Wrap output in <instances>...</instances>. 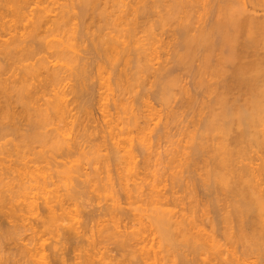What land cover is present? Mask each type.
Masks as SVG:
<instances>
[{"label":"rangeland","instance_id":"rangeland-1","mask_svg":"<svg viewBox=\"0 0 264 264\" xmlns=\"http://www.w3.org/2000/svg\"><path fill=\"white\" fill-rule=\"evenodd\" d=\"M44 1V0H43ZM42 1V3L41 4H39V6H44V10H46V9H48L47 10V13L46 14H49L48 16L50 17V18H52V16L56 13V14H58V11H60L61 9H67L68 7H69V9H68V11H66L68 14H66V17H68V18H66V20H67V22H68V24H69V28L70 29H68L69 31V33H70V35L72 34V29H74L73 30V37H74V39L73 40H71V39H69V37H72V36H70L69 35V33L67 32V30H66V33H64V31H65V29L64 28H66L65 26H66V24H67V22H66V24H65V22H64V27H63V25H61L60 24V26L61 27H63L62 29H60V27H58V29H60L59 31H57V29H56V27H55V25L53 26V23H51L52 25H50V21H47L46 22V26H44V27H46V28H44V27H42L41 26V28L42 29H48V28H50V27H48V26H53V28L55 27V31H53V32H50V31H52L53 30V28H51V29H49V31L47 30H43V31H41L42 32V34L40 33V31H39V35H38V37H35V39L34 40H38V41H42V43H44L45 44V39H47V40H49L50 39V36H51V39L52 38H59V37H62L61 38V42L63 43L64 41H65V39H64V41H63V38L65 37L66 38V36L68 35L69 37H68V39H69V41H68V39L66 40V43H67V46H65V49H66V47L68 48L69 47V45H71V44H69L71 41H74V40H76V42L74 43H72V48L74 47V50L76 51V52H74V55H75V57L77 56L78 58H76L74 61H75V63L73 62V67L71 66V65H68V63L70 62H68L67 63V68H66V70H64L65 68H63L62 67V65H60L62 68H63V70H62V68L60 69V72H61V74L62 73H64V74H62V76H61V74H60V79H61V77H62V79L65 81V79H66V81L64 82L63 80H61L60 81V79H59V84H58V88H57V90H59L58 91V93L60 92V90L62 89L63 91V93L66 95V97H65V95H64V97L67 99V104H68V106H67V109L68 110H70V111H67V112H70L71 114H69V113H67L66 114V116L63 118V119H65V120H63L64 122H62V120L59 122L58 120H57V118L52 114L53 113V111H49L50 113H48V114H50V116H48V118L47 119H45L46 121L45 122H42V121H40L39 123L40 124H38L37 122H38V118L39 117H43V116H37V117H35V122H36V124H37V126L36 127H30L28 124H25L26 123V120H25V118H23L22 119V117L23 116H21L20 114V116L19 115H15L16 117V119L17 118H19L20 117V119H18V120H16L15 118V120L14 119H12V118H10V120L11 121H14L15 122V125L17 124L18 125V127H20L17 131H16V128L14 129V128H12V130H11V127H10V125L12 124V122L11 121H8L7 119H6V123H3L4 125L2 126V127H4L3 129H2V127H0L1 129H0V160L1 161H3V162H1L0 161V172L3 174V177H2V174L0 175L1 176V178H3V180H1L0 179V181H5V182H7L8 184H7V186L6 187H4V188H6V190L3 188V193H4V195H3V197H0V220H1V222H0V263L1 264H18V263H20L21 264V262L23 263L24 262V260L26 259V258H23V259H21L20 258V256H16V255H18V253L16 254L15 253V250L17 251V249L16 248H18V246L20 245V244H22L23 242L24 243H30V241H31V244H32V239L34 238V237H36V235H37V237L36 238H34V240L36 241V242H34L36 245H40V247L42 248V251H43V257H42V260L44 261V260H47L48 261V263H47V261H46V264H56L57 262L56 261H58V262H62V264H96V263H98V264H101V261L102 260H104V262L102 261V263L104 264V263H106V264H114V262H116L115 264H117L118 262V264H120V263H123V264H138L139 263V261L140 260H138L139 259V256L137 255L138 254V251H136L135 249L137 248V246H139V247H143V245L145 246V248H150V250H151V252L152 253H154L153 255H155L154 256V258L156 257V259H155V261H158L156 264H183L182 262H185L186 260V263H188L189 261V263L188 264H209L210 263V261L213 263V264H264V250L262 249V248H264V235H263V233H264V210H262L260 213L259 212H257V211H255V209L253 208V210H254V212H252V213H250L251 211L249 210V212H247V214L248 215H250V217L247 215V217H246V214H244L245 216L243 217L242 216V221L240 222V221H238L237 220V218H234L235 217V215L233 214V212L231 211V204H232V202H233V204H236L237 202H235V201H238V196L236 195V193H235V195H234V191L233 190H231L230 188H231V186L232 187H234L235 185H236V187H240L242 184H248V185H250V182H251V184L254 186L253 188H254V190H255V188H256V185H257V183L256 182H258L259 183V185H258V187H259V189H261V191H257L256 193L258 194V195H260V193H261V195H260V197L262 198V200L264 199L263 198V196H264V179H262V178H264V175L262 176V174L260 173V176H258L259 175V173H257V176H255L256 178V180L254 179V177L253 176H248V178H247V176H246V178H245V176H242V180L243 181H239V177H237V176H230L231 178H229V174H227V176H228V178H226V181L227 180H229L230 181V183L228 184V186H230V187H228V188H226L227 190H225V185H224V187H223V185L222 184H220L219 182L217 183H215V185H214V183H212L213 182V180H214V182H215V178L212 176V167H215V166H217V164L215 165V166H213L212 165V163L211 162H214V159H216L217 161H219L218 159L219 158H216L217 157V155H216V157H214L215 156V153L214 152H216V150L214 149L215 148V146H218V144L219 143H221L222 144V140L223 139H225L226 140V142H228L229 143V148H231L232 150H231V154L233 155H235L236 153L235 152H238V154H236L234 157H236V161L238 162H236L235 161V158H234V160H231L233 163H232V165H230V166H232V168L231 167H228V166H226L227 168L226 169H233L234 171H236L237 169V171H243V167H247L248 169H251V170H253V172L254 173H256L257 171H260V169L261 168H263L262 166H260V165H262L263 163H264V131H263V129H264V119H262V118H264V116L260 119L261 121H263V122H260V124L258 125V122H256L257 123V127H255L256 125H252L251 127H250V125L248 124V123H245V122H241L240 121V123H238L237 121L235 122L234 121V118H235V120H236V116H234V115H237L236 113H241L242 112V110H241V112L240 111H238V112H236L237 111V109H240L241 107H242V109H243V102H245L246 101V97L248 96V94H246V92H247V90H246V92L244 91V90H240V88H237V87H239V86H236L235 84V86L233 85H231L232 87H230V89L228 90L227 89V91H225V90H219L218 89V87L220 86V83H222V82H220V78H218V79H215L214 77H213V79H212V77L211 76H209V74H208V72H207V69L205 70L206 72H204V73H206L208 76H206V74H204L203 72V75H202V73L201 72H199V69H197V68H200L199 67V65H201V63H202V54H204L203 52H202V48H198L197 50H196V52H195V50H193L194 51V54H193V52H192V54H193V56H187V57H185V58H183L181 61H179L178 59H177V57L175 56V54L176 53H179V51L181 52H183V49H181L180 48V38H181V28H180V26L181 25H184V24H187V28H186V31L187 32H189V33H187V35L189 34H192L191 32H197L198 30H199V28L200 27H202V28H200V29H203V28H206V27H208V26H210V24L212 23V21L214 20V18H216V16H217V14H218V11L221 9H223V8H221V7H223V5H225V6H227L226 4H228L229 5V0L227 1H225L224 0V2H223V0L221 1V0H219V2H218V0H191V1H189V0H185L187 3L186 4H184V6L185 7H181V6H179V8H178V12L176 11V10H174L175 11V13L173 12V14L171 13L170 15H169V8L171 7V5H172V0H169V2H168V0L167 1H165V0H156V1H154V0H144V3H143V7H140L138 10L139 11H136V14H135V18H140V21H139V19L137 18L136 19V21H137V24L136 25H138L136 28L138 29H134L135 30V32H134V30L133 31H131L132 33H133V37H132V40H131V44L132 45H130L129 46V48L130 47H132V50H130V53L127 55V57H124V56H126L125 54H126V50H123V51H125V53L122 51H120V53H119V51L118 52H116L115 53V55L117 56H113L114 55V51H113V55L110 53V52H112V50L110 51V52H108L107 50L105 51V49H102L103 48V46L101 45V40L104 38H107V36L106 35H104V34H113V33H116L117 32V34L120 32H122V34L124 33L122 30H119V28H120V26L121 25H119V23H118V27L116 26V24L117 23H114L113 24V22H110V19H111V21L113 20L114 22H115V20H116V9H118V8H116L117 7V3H116V5L114 6V4L112 5V2L110 1V0H98V1H95V2H97V4L95 3L93 6L92 5H89V10L91 9V7H93L92 8V11L90 10H87L88 9V7H87V9L85 8V13L83 12V7H82V4L80 3V1L79 0H45L44 2ZM69 1H71V2H69ZM101 1V2H100ZM146 1V2H145ZM148 1V2H147ZM231 1V0H230ZM235 0H232L230 3H233ZM237 1V0H236ZM241 0H238V2H240ZM243 1V2H242ZM240 3L241 4H245V6H241L242 8L243 7H246V8H244L245 10H244V12L243 13H245L244 15H246V13H247V15H252L253 16V14H254V16H256V17H264V0H242ZM111 2V4H109ZM150 2V4H148ZM201 2V3H200ZM204 2V3H203ZM222 2H223V5H222ZM226 2V3H225ZM254 2V3H253ZM167 3V4H166ZM169 3V4H168ZM189 3V4H188ZM219 3V4H218ZM68 4V5H67ZM120 4V3H119ZM140 4V3H139ZM147 4L149 5V6H147ZM203 4V5H202ZM233 4H236V3H233ZM64 5V7H62ZM70 5V6H69ZM73 5V6H72ZM95 5H97V6H95ZM105 7H104V6ZM183 5V4H182ZM187 5V6H186ZM221 5V6H220ZM230 5H232V4H230ZM237 5H238V3H237ZM240 5V4H239ZM37 6H38V3H37V5L35 6L34 4H31L29 7H32V8H28L27 9V12H28V10L30 9V10H33V8H35L32 12H35L34 13V16L35 15H37V13H38V10H37ZM46 6V7H45ZM68 6V7H67ZM91 6V7H90ZM95 6V7H94ZM102 6V7H101ZM140 6H141V4H140ZM151 6V7H150ZM169 6V7H168ZM224 6V7H225ZM233 6V5H232ZM61 9H60V8ZM104 7V9H102ZM189 7H191V8H189ZM202 7V8H201ZM210 7V8H209ZM218 7V8H217ZM234 7V6H233ZM38 8H40V7H38ZM71 8V9H70ZM75 8V9H74ZM96 8H98V10H96ZM101 8V9H100ZM114 8V9H113ZM121 8V7H120ZM141 8H142V10H141ZM186 8H188L187 10H186ZM214 8H215V10H214ZM220 8V9H219ZM226 8V7H225ZM60 9V10H59ZM198 9V10H197ZM211 9V10H210ZM247 9H248V11H250V12H248L247 11ZM40 10V9H39ZM43 10V9H42ZM44 10H43V12H44ZM76 10V11H75ZM101 12H100V11ZM158 10V11H157ZM184 11V12H182V11ZM220 10V11H221ZM41 11V10H40ZM102 11H103V13H102ZM105 11V12H104ZM109 11V12H108ZM113 11H114V17H115V19H113V16H110L112 13H113ZM146 11V12H145ZM182 13H181V12ZM247 11V12H246ZM43 12L42 13H40V14H42V15H45V17L47 16L46 14H43ZM90 12H92V13H90ZM95 12V13H94ZM96 12H98V13H96ZM108 12V13H107ZM30 13H31V11H30ZM90 13V14H89ZM100 13V14H99ZM101 13H102V15H101ZM111 13V14H110ZM146 13V14H145ZM148 13V14H147ZM157 13V14H156ZM178 14V17H177V14ZM180 13H181V15H180ZM186 13H187V15H186ZM56 14H55V16H56ZM107 14V15H106ZM156 14V15H155ZM29 15V14H28ZM32 14H30L29 16H31ZM51 15V16H50ZM69 15V16H68ZM89 15V16H88ZM95 15V16H94ZM140 15V16H139ZM173 15V16H172ZM180 15V16H179ZM215 15V16H214ZM250 15V16H251ZM34 16H32V18L34 17ZM54 16V17H55ZM82 16V17H81ZM93 16V17H92ZM146 16V17H145ZM167 16H169V17H167ZM175 16H176V18H175ZM185 16V17H184ZM208 16H210V17H208ZM6 17V16H5ZM5 17H4V20H5ZM49 17H48V19H49ZM91 17V18H90ZM107 17V18H106ZM108 17H110V18H108ZM144 17V18H143ZM159 17H161V18H159ZM170 17H172V18H170ZM181 17H183V18H181ZM189 17V18H188ZM9 18V16H7L6 17V19H8ZM31 18V17H30ZM70 18V19H69ZM102 18V19H101ZM155 18V19H154ZM162 18H164L162 21L160 20V19H162ZM178 18V19H177ZM210 18V19H209ZM75 21H74V20ZM81 19V20H80ZM106 19H107V21H106ZM150 19V20H149ZM156 19H158V20H156ZM185 19V20H184ZM188 19V20H187ZM17 20V21H16ZM16 20H13V21H11L10 22V20H5V22L7 21V23L8 22H10V28H12L13 30H7V31H14V33H15V35H17V34H19L20 32L21 33H24L25 34V36H26V34L28 35V33H25L26 32V30H28V25L30 24V20L29 21H26L25 20V18H23V20H21V18H16ZM20 20L22 21V22H20ZM73 20V21H72ZM121 21L120 19H117L116 21ZM130 19H128V21H129ZM142 20L145 22H143L142 23ZM149 20V21H148ZM168 20V21H167ZM174 20V21H173ZM184 20V21H183ZM26 21V22H25ZM78 21V22H77ZM99 21V22H98ZM101 21V22H100ZM104 21V22H103ZM155 21V22H154ZM161 21V22H160ZM165 21V22H164ZM183 21V22H182ZM186 21V22H185ZM211 21V22H210ZM5 22H4V24H5ZM20 22V24L18 25V23ZM28 22H29V24H28ZM69 22H71V23H69ZM139 22H141V23H139ZM173 22V23H172ZM190 22V23H189ZM24 23V24H23ZM83 23V24H82ZM111 25H110V24ZM139 23V24H138ZM148 23V24H147ZM152 23V24H151ZM159 23H161V24H159ZM180 23V24H179ZM181 23H183V24H181ZM9 24V23H8ZM14 24V25H13ZM28 24V25H27ZM71 24V25H70ZM88 24V25H87ZM141 24V25H140ZM179 24V25H178ZM207 24V25H206ZM7 25V24H6ZM13 25V26H12ZM24 25V27L22 28V26ZM73 25H75V26H73ZM128 26H130V24H127ZM142 25H144V26H142ZM25 26H26V29H25ZM28 26V27H27ZM68 26V25H67ZM83 26V27H82ZM102 26V27H101ZM105 26V27H104ZM108 26H109V29H108ZM110 26H112V28L110 27ZM115 26V27H114ZM125 26V25H124ZM140 26V27H139ZM123 27V26H122ZM126 27V26H125ZM150 27H151V29H150ZM183 27V26H182ZM0 28H2V29H0V38H5V39H8L10 36H9V33H7V31L4 29V28H6L5 27V25H4V27H0ZM17 28V29H16ZM68 28V27H67ZM66 28V29H67ZM76 28V29H75ZM85 28V29H84ZM180 28V29H179ZM198 28V29H197ZM24 30V32H22L23 30ZM41 29V30H42ZM96 29V30H95ZM100 29V30H99ZM108 29V30H107ZM113 29V30H112ZM132 29V28H131ZM130 29V30H131ZM140 29V30H139ZM189 29H191V32H190V30ZM197 29V30H196ZM4 31V33L2 32V31ZM79 30V31H78ZM87 30V31H86ZM105 30V31H104ZM147 30V31H146ZM150 30V31H149ZM153 30V31H152ZM165 30V31H164ZM176 30V31H175ZM20 31V32H19ZM62 31V32H61ZM101 31V32H100ZM107 31V32H106ZM115 31V32H114ZM138 31V33L137 34H135L136 32ZM157 31V32H156ZM44 32V33H43ZM56 32V33H55ZM75 32V33H74ZM81 32V33H80ZM92 32V33H91ZM111 32V33H110ZM155 32V33H154ZM193 32V33H194ZM3 33V34H2ZM7 33V34H6ZM51 33V34H50ZM63 35H62V34ZM119 33V34H120ZM141 33H142V35H141ZM150 33V34H149ZM152 33H154V34H152ZM178 33V34H177ZM180 33V34H179ZM65 34H67L66 36H65ZM76 34V35H75ZM82 34V35H81ZM98 34V35H97ZM148 34V35H147ZM157 34H158V36H157ZM78 35V36H77ZM92 35H95V36H92ZM101 35V36H100ZM9 36V37H8ZM40 36V37H39ZM80 36L82 37L81 39H80ZM104 36V37H103ZM139 36V37H138ZM241 36V35H240ZM8 37V38H7ZM101 37V38H100ZM103 37V38H102ZM137 37V38H136ZM180 37V38H179ZM243 37V36H242ZM242 37H240L241 39H242ZM40 38H42V39H40ZM85 38V39H84ZM101 39V40H98V39ZM122 38V37H121ZM120 38V39H121ZM136 38V39H135ZM169 38V39H168ZM175 38H176V40H175ZM26 39V38H25ZM28 39H29V37H28ZM31 40V41H33V43H34V45H36V43H35V41L34 40ZM50 39V40H51ZM95 39V40H94ZM159 39V40H158ZM30 40V39H29ZM37 40H36V42H37ZM53 40V39H52ZM55 40V39H54ZM79 40V41H78ZM89 40V41H88ZM98 40V41H97ZM138 42H137V41ZM144 40V41H143ZM151 40H152V42H151ZM30 41V42H31ZM59 41V40H58ZM133 41H135L134 43H136L137 42V44L141 47V48H139V46H137L136 44H134L133 43ZM147 41V42H146ZM162 41V42H161ZM53 42V41H52ZM54 42H56L57 43V41L55 40ZM79 42V43H78ZM95 42V43H94ZM154 42V43H153ZM28 43H29V41H28ZM60 43V42H59ZM62 43H60V45H64V44H62ZM65 43V44H66ZM157 43V44H156ZM160 43V44H159ZM170 43V44H169ZM38 44H39V42H38ZM49 45V42L47 41L46 42V44L44 45V46H46V45ZM55 44V43H54ZM54 44L53 43H51L49 46H51V48L54 46ZM74 44H76V45H78V47L77 48H75V46H74ZM152 44V45H151ZM177 44V45H176ZM92 45V46H91ZM97 45V46H96ZM136 45V46H135ZM142 45V46H141ZM158 45H159V47H158ZM41 46V45H40ZM43 45H42V48L40 47V50L39 51H37V53H35L34 54V58L32 57L31 59L29 58H25V56L23 57V59H24V64H28V63H32V62H34L35 64L36 63H38L37 61H38V59H39V62L41 61V59H42V64H40V66L39 65H37V69H41V68H38V67H42L43 66V68L45 69V66L49 63L50 64V62H52L51 60H54L53 58H51V56L50 55H52L51 54V52H52V50L51 51H48V50H50V49H47L46 47H44ZM49 46H48V48H49ZM144 46V47H143ZM55 47V46H54ZM53 47V48H54ZM136 47H138L137 48V50H134ZM147 47V48H146ZM166 47L168 48V49H166ZM46 49V50H44V49ZM80 48V49H79ZM99 48V49H98ZM143 48H144V50H143ZM146 48V49H145ZM154 48V49H153ZM177 50H176V49ZM197 48V47H196ZM70 49V48H69ZM90 49V50H89ZM131 49V48H130ZM148 49V50H147ZM195 49V48H194ZM220 49L221 48H219V49H217L218 50V52H217V50H215V52H213L212 53V56H211V58H210V56H209V58L212 60V62H213V64H214V62H215V60H216V58H215V55L217 54V53H219V54H217V57L218 56H220L221 55V52H222V55H223V53H225V52H223L222 50L223 49H221V52H219L220 51ZM38 50V49H37ZM43 50V51H42ZM68 50V49H67ZM66 50V51H67ZM73 50V49H72ZM72 50H70V52H72L73 53V51ZM110 50V49H109ZM129 50V49H128ZM141 50H143V52L141 51ZM150 50V51H149ZM47 51V52H46ZM69 51V50H68ZM78 51H79V54H77L78 53ZM90 51V52H89ZM132 51V52H131ZM134 51V52H133ZM136 51V52H135ZM137 51H138V53L140 52V54H137ZM154 51V52H153ZM156 51V52H155ZM151 52V53H150ZM175 52V53H174ZM197 52H198V54H197ZM202 52V53H201ZM53 53V52H52ZM68 53V52H67ZM103 53V54H102ZM106 53H109V54H106ZM117 53H119V54H117ZM124 53V54H123ZM133 53H134V55H136L135 57H134V55H133ZM174 53V54H173ZM245 53V52H244ZM69 55L71 54V53H68ZM77 54V55H76ZM83 54V55H82ZM112 55V57H111V55ZM145 54V55H144ZM109 55V56H108ZM133 57H131V56ZM138 55H140V56H138ZM174 56L173 58L171 57V56ZM214 55V56H213ZM2 56V55H1ZM0 56V57H1ZM71 56V55H70ZM106 56H108V57H106ZM119 56H121V57H119ZM139 58H138V57ZM248 55H246L245 56V60H247V58H249V57H247ZM65 57H67V56H65ZM65 57H63L64 59H65ZM72 57H73V55H72ZM71 57V58H72ZM87 57V58H86ZM117 59H116V58ZM136 57H137V59H139V60H137L136 59ZM140 57H141V60H140ZM150 57V58H149ZM170 57V58H169ZM175 57H176V59L178 60H176L175 59ZM188 57H190V58H188ZM195 57H196V59H195ZM213 57V58H212ZM36 58V59H35ZM111 58V59H110ZM124 58V59H123ZM126 58H128V60L126 59ZM132 58V59H131ZM215 58V59H214ZM23 59H21V60H23ZM47 59V60H46ZM50 59V60H49ZM111 61H110V60ZM113 59V60H112ZM120 59V60H119ZM131 59V60H130ZM136 59V60H135ZM185 59V60H184ZM188 59H189V61H188ZM193 59H195V60H193ZM210 59H209V61H210ZM214 59V60H213ZM45 60V61H44ZM55 60H56V58H55ZM66 60H67V58H66ZM73 60H71V62L73 61ZM107 60V61H106ZM109 60V61H108ZM135 60V61H134ZM149 60V61H148ZM173 60V61H172ZM175 60H176V62H175ZM198 62H197V61ZM32 61V62H31ZM36 61V62H35ZM45 63H44V62ZM48 61V62H47ZM78 61V62H77ZM186 61V62H185ZM188 61V62H187ZM192 61V62H191ZM59 62H62V60L61 61H59ZM64 63H65V61H63ZM82 63L81 64V66H80V63L79 64H77V63ZM99 62V63H98ZM101 62V63H100ZM112 62V63H111ZM135 62V63H134ZM138 62V63H137ZM212 62L210 61V63L212 64ZM22 63V62H21ZM21 63H19L20 65H21ZM84 63V64H83ZM127 63V64H126ZM133 63V64H132ZM165 63V64H164ZM179 63V64H178ZM46 64V65H45ZM48 64V65H49ZM58 64H61V63H58ZM75 64H76V66H75ZM98 64L100 65V66H98ZM106 64V65H105ZM117 64H119V65H117ZM134 64L136 65V66H134ZM183 64V65H182ZM47 65V66H48ZM91 65V66H90ZM93 65V66H92ZM110 65V66H109ZM112 65V66H111ZM144 65H146V66H144ZM179 65V66H178ZM46 66V67H47ZM64 66V65H63ZM69 66H71V69H73L74 67V69H76V67H77V71H71V69L69 70L68 68H70ZM79 66H80V68H79ZM84 66V67H83ZM96 66V67H95ZM104 67L103 69H101L102 67ZM115 66V67H114ZM188 66H190V67H188ZM107 67H109V68H111V69H109V68H107ZM113 67H114V69H113ZM136 67V68H135ZM141 67H143V68H141ZM209 67V66H208ZM207 67V68H208ZM78 68L80 69V70H78ZM90 68V69H89ZM98 68V69H97ZM127 70H126V69ZM141 68V69H140ZM145 68V69H144ZM211 68V67H210ZM67 69H68V71H67ZM85 69V70H84ZM139 69V70H138ZM209 69V68H208ZM42 70L43 69H41V72H42ZM89 72H88V71ZM94 72H93V71ZM97 70V71H96ZM110 70V71H109ZM114 70V71H113ZM161 70V71H160ZM197 70H198V73H197ZM18 71V70H17ZM64 71V72H63ZM80 71V72H79ZM86 71V72H85ZM91 71V72H90ZM106 71H107V73H106ZM135 71V72H134ZM140 71V72H139ZM166 71V72H165ZM229 71V73H231L230 72V70H228ZM59 72V73H60ZM67 72V73H66ZM74 73L73 75L71 74V73ZM76 72H77V75H76ZM118 72H120V74L121 75H123V76H121V78L120 77H118ZM163 72V73H162ZM226 72V71H225ZM44 73V72H43ZM83 73H84V75L85 76H83ZM101 73H102V76L104 77V78H102V76H100L101 75ZM109 73V74H108ZM162 75H161V74ZM169 73V74H168ZM199 73H201V75L199 74ZM228 73V72H227ZM226 73V74H227ZM228 73V74H229ZM40 74V73H39ZM69 74L72 76H70L69 77ZM80 74H82V76L80 75ZM100 74V75H99ZM119 74V75H120ZM124 74H126V76L128 77V79H127V77L124 75ZM167 74V75H166ZM193 74V75H192ZM195 74H197L196 75V77H195ZM225 73L223 74L224 76L226 75ZM226 75L227 77H228V80H230L231 81V83L230 84H233V82H232V77L230 76L231 74H229V75ZM3 75V74H2ZM43 75L44 74H40V76L39 75H37L36 76V79L37 78H39V77H41V78H43ZM106 75H108V78H107V76ZM69 77L68 79H67V77ZM76 76V77H75ZM80 76V77H79ZM93 76V77H92ZM158 76V77H157ZM199 76H202V77H204L203 79V81H204V83H203V86H202V84H201V87H200V83L199 82H201L202 81V79L199 77ZM206 76V77H205ZM224 77V82L227 80V77ZM66 77V78H65ZM160 77H164V78H160ZM171 77V78H170ZM219 77H221V76H219ZM232 79H230V78ZM109 78H110V80H109ZM115 78V79H114ZM177 78V79H176ZM201 79V81H199L200 79ZM208 78H210L209 80H208ZM77 79H78V81H77ZM81 79H83V80H81ZM101 79L103 80V83H101ZM106 79H108V85H104L106 82H107V80ZM122 79V80H121ZM125 79V81H123ZM127 79V80H126ZM164 79V80H163ZM166 79V80H165ZM170 79V80H169ZM199 79V80H198ZM220 79V80H219ZM161 80H163V81H161ZM168 80V81H167ZM178 80V81H177ZM196 80H198V81H196ZM219 82H218V81ZM228 80H227V82H228ZM93 81V82H92ZM121 81H123V82H121ZM129 81V82H128ZM165 81H167V82H165ZM197 83H196V82ZM207 81H209V82H207ZM214 81H217L218 82V84H217V82H215L214 83ZM222 81V80H221ZM229 81V82H230ZM61 82H63L62 83V85L64 86H62L61 85ZM82 82V83H81ZM126 82V83H125ZM196 84H195V83ZM264 82V80L262 81V82H259L260 84H261V87H262V85H264V84H262ZM79 83V84H78ZM110 83V84H109ZM120 83V84H119ZM131 83V84H130ZM166 83V84H165ZM210 83V84H209ZM214 83V84H213ZM258 82H257V84H259ZM117 84H119V85H117ZM123 84V85H122ZM126 85V87L124 88L123 86H125ZM160 84H163V85H165V86H163V85H160ZM207 84H209V85H213V87L215 86V84H216V89L219 91V93H221V95H222V93H224L223 94V96H225V98H227L226 100H227V102H230V103H228V104H230V105H228V104H226V105H228V106H230V109H228V111L229 110H232L231 112H233L232 113V115H230L229 113H228V116H221V115H219L218 113H216V112H218V111H216V110H218L219 108V106L216 108L215 106H217V104H219V103H217L216 104V102H215V105L213 104L214 102H212L214 99H216V97H215V95L216 96H218V91H217V93H215V90L216 89H214L212 86L211 87H209L210 89H211V91H213V92H211L210 91V89L207 87ZM160 85V86H159ZM168 85H170V87H171V85H172V87L170 88ZM197 85H199V87L197 86ZM218 85V86H217ZM103 86V87H102ZM108 86V87H110V88H106V87ZM122 86V87H121ZM156 86V87H155ZM168 86V87H167ZM60 87H61V89H60ZM72 87H73V89H72ZM86 87V88H85ZM91 87V88H90ZM166 87H167V90H166ZM174 87V88H173ZM182 87V88H181ZM207 89H206V88ZM221 87V86H220ZM234 87V88H233ZM153 88V89H152ZM157 90H156V89ZM160 88V89H159ZM180 88V89H179ZM196 88V89H195ZM88 89V90H87ZM91 89V90H90ZM109 89V90H108ZM185 89V90H184ZM191 89V90H190ZM221 89V88H220ZM240 91V93L238 92V90ZM242 89V88H241ZM244 89V88H243ZM148 90V91H147ZM158 90H159V92H158ZM165 90V91H164ZM202 90V91H201ZM66 91H67V93H66ZM92 91V92H91ZM153 91V92H152ZM182 91V92H181ZM186 91V92H185ZM198 91H200V92H198ZM210 91V92H209ZM220 91H222V92H220ZM242 91H244V92H242ZM50 92V91H49ZM49 92H46V93H49ZM76 92V93H75ZM107 92V93H106ZM165 92H169V93H165ZM181 92V93H180ZM188 92V93H187ZM235 92V93H234ZM243 94H242V93ZM51 93V92H50ZM156 93V94H155ZM158 93L160 94V96H158L157 97V95H158ZM174 93V94H173ZM209 95H208V94ZM214 93H215V95H214ZM238 93V94H237ZM60 94H61V92H60ZM68 94V95H67ZM110 94V95H109ZM111 94H112V96H111ZM166 94V95H165ZM180 94V95H179ZM211 94V95H210ZM225 94H227V95H225ZM245 94V95H244ZM50 95V94H49ZM63 95V94H62ZM73 95H76V97L75 96H73ZM106 95V96H105ZM119 95V96H118ZM138 95V96H137ZM169 95V100H168V98H167V96ZM185 95V96H184ZM220 95V96H221ZM234 95H235V97H234ZM240 95V96H239ZM244 95V96H243ZM78 96L80 97L79 99H78ZM103 96V97H102ZM109 96H111V97H109ZM115 96V98L113 99V97ZM146 96V97H145ZM156 96V97H155ZM162 96V97H161ZM181 96V97H180ZM191 96H193V97H191ZM237 96V97H236ZM12 97V96H11ZM46 97L49 99V98H51V97H49L47 94L45 95V96H42V98L40 99V100H38V103H42L43 102V100L44 99H46ZM101 97H102V99H101ZM107 97H108V101H107ZM145 97V98H144ZM166 97V98H165ZM186 97V98H185ZM210 97H212V98H214V99H212V98H210ZM240 97H241V99H240ZM44 98V99H43ZM82 98V99H81ZM110 98H112V99H110ZM147 98H149V99H147ZM160 98H161V100L163 101V104H162V101L160 100ZM165 98V99H164ZM171 98V99H170ZM185 98V99H184ZM204 98V99H203ZM228 98H230V99H228ZM236 99V100H231V99ZM244 98V99H243ZM11 99V98H10ZM14 96H13V98H12V103L14 104V106L16 105L17 106V104H18V106L16 107H14V108H20L19 107V103L18 102H15L14 100ZM66 99H65V101H66ZM86 99V100H85ZM117 99H119V101H117ZM128 100L129 102H130V104H129V102L128 101H126V100ZM158 99V100H157ZM165 101H164V100ZM183 99H184V101H183ZM195 99V100H194ZM238 99V100H237ZM78 100V101H77ZM82 100V101H81ZM100 100H102V101H100ZM106 100V101H105ZM117 101V104L119 103V105H121L124 101H125V103H123V104H125V106L123 105L122 107L121 106H118L117 107V105L115 104L116 102H114L113 104H112V102L113 101ZM122 100H124L123 102H121ZM143 100V101H142ZM188 100V101H187ZM191 100V101H190ZM245 100V101H244ZM39 101H41V102H39ZM81 101V102H80ZM85 101V102H84ZM148 101V102H147ZM183 101V102H182ZM192 101H195V103L193 102L192 103ZM200 101H202V103H200ZM204 101V102H203ZM211 101V104L210 103H208V102H210ZM214 101H216V100H214ZM236 101V102H235ZM240 101V102H239ZM243 101V102H242ZM78 102V103H77ZM81 104H80V103ZM87 102V103H86ZM92 102V103H91ZM104 102V104L103 105H105V104H107L106 105V108L109 110V113L110 112H112L111 113V115H106L107 117H105V116H103V114L105 113H102L101 114V112L103 111L101 108H103L104 106L102 105V107L101 108H99L100 106H101V104L100 103H103ZM106 102V103H105ZM108 102H109V104H108ZM120 102H121V104H120ZM141 102H143V103H141ZM167 102V103H166ZM186 102H190L188 105L186 104ZM226 102V103H227ZM238 102L239 103H242L241 105L239 104L238 105ZM89 103V104H88ZM131 103H133V104H131ZM148 103V105H150V106H148V105H146ZM160 103V104H159ZM183 103V104H182ZM196 103L199 105V107H198V109L196 110V107L198 106H196ZM204 103H206V106H207V108H209L208 106L210 105V106H213L214 107V109H216V110H214L212 107H211V109H213L214 111H216V112H214V113H211L212 114V121L214 122V124L217 122H220V123H218L219 125L221 124L222 126V128H223V130H225L224 129V127L226 128V130L225 131H223V130H221L222 128L220 127V129H216V126H212V127H215V130L213 131V129H209L208 127H207V123H205V119H206V121L210 118V113L209 112H211V111H209L207 108H205V104ZM44 104V103H43ZM128 104H129V106H131V107H129L128 106ZM140 104V105H139ZM80 105V106H79ZM112 105V106H111ZM113 105H115L114 106V108H113ZM142 105V106H141ZM164 105H166V106H164ZM183 105V106H182ZM188 107H187V106ZM201 105V106H200ZM245 106L247 105V103L246 104H244ZM43 105L41 104V106L40 107H42ZM134 108H133V107ZM144 106V107H143ZM202 106H203V108L204 109H202ZM240 106V107H239ZM110 107V108H109ZM127 108V109H125L124 110V108ZM181 107V108H180ZM82 108V109H81ZM105 108V109H106ZM122 108V109H121ZM129 108H131L132 109V111L131 112H133L134 113V111H136L135 113H136V115L135 114H132L131 112H129L131 109H129ZM137 108V109H136ZM142 109V110H140V109ZM155 108V109H154ZM247 108V107H246ZM112 109V110H111ZM118 109H119V111H118ZM136 109V110H135ZM139 109V110H138ZM148 111H147V110ZM152 109H153V111H152ZM177 109V110H176ZM18 110V109H17ZM80 110V111H79ZM111 110V111H110ZM114 110V111H113ZM124 110V111H123ZM169 110V111H168ZM197 112H196V111ZM212 110V111H213ZM236 110V111H235ZM243 110H245V109H243ZM117 111V112H116ZM125 111H127V112H125ZM143 111H144V113H145V115H144V113H143ZM202 111V113H200V112ZM85 112V113H84ZM107 112V111H106ZM114 112H116V113H114ZM124 112V113H123ZM129 112V113H128ZM139 112V113H138ZM143 113V114H141V113ZM148 112V113H147ZM153 112H155L154 114H152ZM173 112H175L174 114L175 115H173ZM204 112H208L207 113V116H206V113L204 114ZM236 112V113H235ZM81 115H80V114ZM118 113V114H117ZM158 113V114H157ZM178 113H179V115H178ZM200 113V114H199ZM47 114V115H48ZM69 114V115H68ZM84 114H86V115H84ZM124 114V115H123ZM127 114V115H126ZM130 114V115H129ZM197 114H199V115H197ZM218 114V115H217ZM234 114V115H233ZM47 115H45L44 117H46ZM101 115H102V117H101ZM156 115V116H155ZM166 115H168V117L166 116ZM197 115V116H196ZM201 115V116H200ZM208 115H209V117H208ZM33 116V115H32ZM67 116H69V117H67ZM86 116V117H85ZM110 116H111V118H110ZM115 116H117V117H115ZM136 116V117H135ZM144 116V117H143ZM148 116V117H147ZM152 116V117H151ZM174 116V117H173ZM204 118H203V117ZM205 116H206V118H205ZM234 116V117H233ZM109 117V118H108ZM130 117V118H129ZM135 119H134V118ZM237 117H238V115H237ZM75 118V119H74ZM102 118H105V119H102ZM113 118V119H112ZM119 118H120V120H119ZM167 118H169V119H167ZM172 118V119H171ZM51 119V120H50ZM56 119V120H55ZM74 119V120H73ZM79 119V120H78ZM117 119V120H116ZM145 119V120H144ZM150 119V120H149ZM175 119H176V121H175ZM202 119H204V121L202 120ZM5 120V119H4ZM19 120H20V122H19ZM23 120V121H22ZM84 120V121H83ZM103 120V121H102ZM110 121V123L111 124H113V122L114 121H116V126H115V128H114V125L115 124H113V125H111V126H113V130L112 129H109V128H112V127H110V123H109V121ZM133 120V121H132ZM166 120V121H165ZM174 120V121H173ZM196 120H198V121H196ZM201 120V121H200ZM210 120V119H209ZM208 120V121H209ZM33 121V120H32ZM65 121H68L67 123L65 122ZM70 121H72V123L70 122ZM107 121V122H106ZM120 121V122H119ZM127 121V122H126ZM137 121V122H136ZM173 121V122H172ZM207 121V122H208ZM216 121V122H215ZM239 121V120H238ZM5 122V121H4ZM7 122L9 123V124H7ZM19 124H18V123ZM28 122V121H27ZM29 122H31V121H29ZM49 122V123H48ZM52 122H53V124H52ZM69 122L71 123V124H69ZM75 122V123H74ZM123 122V123H122ZM166 122V123H165ZM201 122H204V123H201ZM11 123V124H10ZM20 123H23V124H21L20 125ZM32 123V122H31ZM65 123V124H64ZM105 123V124H104ZM108 123V124H107ZM115 123V122H114ZM126 125H125V124ZM139 123H141V124H139ZM149 123V124H148ZM199 123H201V124H199ZM210 123V122H209ZM234 123V124H233ZM261 123H263V124H261ZM7 124V125H6ZM62 124V125H61ZM119 124V125H118ZM161 124V125H160ZM163 124H165V125H163ZM204 124V125H203ZM206 124V125H205ZM213 124V125H214ZM223 124H228V126L227 125H224L223 126ZM241 125L240 127L241 128H239L238 126L239 125ZM2 125V124H1ZM16 125V126H17ZM32 125V124H31ZM65 125V126H64ZM70 125V126H69ZM108 125V126H107ZM122 125V126H121ZM134 125V126H133ZM169 125V126H168ZM211 125H212V123H211ZM217 125V124H216ZM219 125H218V127H219ZM249 125V127H247ZM45 126V127H44ZM68 127V130H67V133H66V136H64L65 135V132H66V128ZM72 126V128H69V127H71ZM144 126V127H143ZM167 126H168V128H167ZM198 126H200L201 128H202V131H205V132H202L201 133V128L199 127L198 128ZM227 126V127H226ZM237 126V127H236ZM8 127H10V128H8ZM26 127V128H25ZM62 127H66L65 129H63ZM78 127H79V129H78ZM81 127H82V129H81ZM101 127H103L102 129H101ZM108 128V130H107V128ZM117 127V128H116ZM126 127V128H125ZM135 127H136V129H135ZM137 127H138V129H137ZM203 127H206V129L205 128H203ZM210 127V126H209ZM228 127L230 128V130L228 129ZM236 127V128H235ZM246 127V128H245ZM252 127H253V130L251 131L250 130V128L252 129ZM58 128V129H57ZM86 129V130H84V129ZM121 128V129H120ZM139 128H144L142 131H140L141 129H139ZM150 128V129H149ZM165 128H167V129H165ZM197 128H198V130H197ZM209 129V134H208V129ZM240 130V129H246L247 130V132L245 131V130H243V131H245V133H247V134H245V136L247 137L246 139L248 140V142H246V139H245V142H244V139H242V142H239V141H241V138L240 137H238L239 136V134L241 133L238 129ZM248 128V129H247ZM260 128V129H259ZM7 129V131H5ZM114 129H116L117 130V133H116V131L114 130ZM148 129V130H147ZM164 129V130H163ZM203 129H205V130H203ZM237 129V130H236ZM254 129H257V134H255L256 132V130H254ZM3 130V131H2ZM28 130L30 131V132H32V133H29L28 132ZM32 130V131H31ZM46 131V132H44V131ZM63 130H65V131H63ZM71 130V131H70ZM82 130V131H81ZM102 130V131H101ZM111 130V131H110ZM122 132H121V131ZM124 130V131H123ZM129 131V132H127V131ZM146 130V131H145ZM151 130V131H150ZM188 130V131H187ZM192 130L194 131V135H193V132H192ZM217 130H219V131H217ZM221 130V131H220ZM248 130H250L251 132H254V136L253 137H250V136H252L253 135V133H251L250 131H248ZM260 130V131H259ZM43 131V132H42ZM79 131V132H78ZM90 131V132H89ZM107 131V132H106ZM108 131H110V132H112V134L114 133H116L117 134V136H119V133H120V138H122V136L125 138V139H127V140H130L132 137L134 138L133 140H131L130 142L132 143V147H131V145H130V147L127 145V150H129V148H130V151H132V152H130V154H133L132 156L133 157H131L132 158V160H130L131 158L130 157H128L129 159V161H128V163H129V169L127 168V161L125 162L126 163V165L124 164V159H127V156H128V154L129 153H127L126 152V150H121V149H119V147H118V149H116L114 146H113V144H111L112 143V141H113V139H115L114 137L116 136H114V135H112L111 133H108ZM136 131H138V133H139V131L142 133V132H144L145 131V137H144V139H143V137L142 136H144V135H142V136H140L138 133H136ZM150 133H149V132ZM166 131V132H165ZM170 131V132H169ZM222 131H223V133L225 132V134L226 135H224L223 133H222ZM229 131V132H228ZM238 131H239V134L237 135V133H238ZM25 132H26V134H25ZM27 132H28V134H27ZM52 132V133H51ZM76 132V133H75ZM119 132V133H118ZM126 132V133H125ZM190 132V133H189ZM197 132V133H196ZM219 132V133H218ZM236 132V133H235ZM24 133V134H23ZM36 135V137H35V135ZM59 133H61V134H59ZM72 133V134H71ZM89 133V134H88ZM105 133V134H104ZM124 133V134H123ZM146 133H147V135H146ZM189 133V134H188ZM195 133L196 134H198V135H201V136H204L203 138L202 137H200V136H198V137H196L197 135H195ZM222 133V134H221ZM231 133V134H230ZM249 133H251L252 135H250ZM22 134V135H21ZM33 134V135H32ZM64 134V135H63ZM68 134V135H67ZM69 134H71V135H69ZM107 134H109V135H107ZM111 134V135H110ZM121 134H122V136H121ZM129 134V135H128ZM162 134V135H161ZM4 135V136H3ZM9 135V136H8ZM17 135H19V136H17ZM24 135H30V137L29 136H27V138L28 139H30V141L26 138V136L24 137ZM38 135V136H37ZM51 135V136H50ZM61 135V137H59ZM75 135V136H74ZM103 137H102V136ZM137 135V137H135ZM138 135L140 136V137H142V138H140L139 137V140L137 141V139H138ZM166 135V136H165ZM186 135H188V136H186ZM190 135V136H189ZM192 135V136H191ZM207 135V136H206ZM220 135H222V136H220ZM231 135V136H230ZM237 135V136H236ZM12 136V137H11ZM20 136H22V137H20ZM33 136H34V138H33ZM62 136H64V138H65V140L67 139H69V141H74L73 139L74 138H76L75 140H77L79 143L80 142H82L81 143V148H79V149H77L78 148V146H76L75 147V144H73L71 147H70V144H72V142H70V144H68V146L70 147L69 149H67V147L66 146H61L62 148H60V147H58V146H52L53 145V143H55L54 141H56V140H58V141H64L62 138ZM69 136V137H68ZM110 136H112V137H110ZM128 136V137H127ZM130 136H131V138H130ZM195 136V137H194ZM223 136H226V138L225 137H223ZM230 136V137H229ZM232 136H236V137H234V138H232ZM257 138H256V137ZM41 137H42V140H41ZM59 137V138H58ZM102 137V138H101ZM118 137V138H119ZM168 137V138H167ZM192 137H193V139H192ZM211 137V138H210ZM223 139H222V138ZM254 137H255V139H254ZM7 138H9V139H7ZM26 138V139H25ZM34 140H33V139ZM39 138V139H38ZM45 138V139H44ZM58 138V139H57ZM84 138V139H83ZM109 138V139H108ZM110 138L112 139V141L110 140ZM137 138V139H136ZM191 138V139H190ZM198 138H200L199 140L202 142V143H200V144H202V148L201 147H199L198 146V148H195L194 149V151H197L198 152V149H202V152H198V154H197V152H195V155L194 154H190L189 152L191 151V147H189V146H192L191 144L193 143L194 144V140H197ZM206 138V139H205ZM210 138V139H209ZM222 139V140H219V139ZM228 138V139H227ZM232 138V139H231ZM239 138V139H238ZM245 138V137H244ZM251 138H253L254 140H256L255 141V143H254V141H253V143H252V141L250 140V142H249V139H251ZM24 139V140H23ZM50 139V140H49ZM55 139V140H54ZM81 141H80V140ZM100 139H102L101 141H100ZM140 139H141V141H140ZM146 139V140H145ZM150 139V140H149ZM258 139V140H257ZM21 140V141H20ZM26 140V141H25ZM66 140V141H67ZM135 140V141H134ZM143 140V141H142ZM147 140H148V143H147ZM187 140V141H186ZM188 140H190V142L188 141ZM192 140V141H191ZM214 140V141H213ZM219 142H218V141ZM11 141V142H10ZM13 141V142H12ZM45 141V142H44ZM57 141V142H58ZM100 141V142H99ZM118 141H119V139H118ZM139 142V143H137V142ZM198 141V140H197ZM257 141H259L258 143H257ZM51 142H53V143H51ZM98 142V143H97ZM103 142V143H102ZM121 143L123 142L124 143V140L122 141H120ZM119 142V143H120ZM129 142V141H128ZM145 142V143H144ZM225 142V143H226ZM244 142V143H243ZM261 142V143H260ZM13 143V144H12ZM52 145H51V144ZM104 143H106V144H104ZM120 143V144H121ZM141 143H144V144H141ZM191 143V144H190ZM199 143V142H198ZM224 143V142H223ZM249 143V144H248ZM56 144V143H55ZM137 144V145H136ZM147 144V145H146ZM190 144V145H189ZM206 144V145H205ZM248 144V145H247ZM250 144H252L251 145V147H250ZM256 144H258L257 146H256ZM55 149V151L53 150L52 151V147ZM82 145H83V147H82ZM123 145V144H122ZM146 145V146H145ZM185 145V146H184ZM244 145H246V147L244 146ZM28 148H27V147ZM49 146V147H48ZM75 147V148H72V147ZM134 146V147H133ZM183 146V147H182ZM194 146V145H193ZM249 146V147H248ZM58 147V148H57ZM66 147V148H65ZM120 147H122V146H120ZM148 147V148H147ZM207 147V148H206ZM210 147H214L213 149H214V152L213 151H211L212 149L210 148ZM24 148V149H23ZM28 150H27V149ZM57 148V149H56ZM83 148V149H82ZM180 148H182V149H180ZM204 148V149H203ZM210 148V149H209ZM248 148V149H247ZM23 149V150H22ZM42 149H44V150H42ZM141 149L143 150V151H141ZM185 149V150H184ZM189 149V150H188ZM193 149V148H192ZM201 149H200V151H201ZM40 150H41V152H40ZM47 150V151H46ZM76 150V151H75ZM117 150V151H116ZM119 150V151H118ZM208 150V151H207ZM60 151V152H59ZM78 151V152H77ZM135 153H134V152ZM172 151V152H171ZM178 151V152H177ZM185 151V152H184ZM193 151V150H192ZM191 151V152H192ZM194 151L192 152V153H194ZM211 151V152H210ZM241 153H240V152ZM40 152V153H39ZM53 152V153H52ZM69 152V153H68ZM87 154H86V153ZM119 152V153H118ZM123 152V153H122ZM127 154H126V153ZM129 152V151H128ZM170 154H169V153ZM174 152V153H173ZM177 152V153H176ZM179 152H181L180 154H182V155H180L179 154ZM189 153V155H187L186 156V153ZM206 152H207V154H206ZM24 153H25V155H24ZM187 153V154H188ZM201 153V154H200ZM209 153V154H208ZM212 153L214 154V158L212 159ZM240 153V154H239ZM15 154V155H14ZM125 154V155H124ZM136 154V155H135ZM206 155V156H208V157H206V156H204V155ZM12 155V156H11ZM127 155V156H126ZM167 155V156H166ZM170 155V156H169ZM176 155V156H175ZM177 155H179L178 156V158H177ZM197 155V156H196ZM202 155V156H201ZM232 155H231V157H232ZM7 156V157H6ZM117 156V157H116ZM126 156V157H125ZM130 156V155H129ZM182 156V157H181ZM192 156H194V157H192ZM211 156V157H210ZM239 156H242V158H240ZM27 157V158H26ZM30 157V158H29ZM104 157H106L105 158V162L106 163H104ZM118 157H120V158H118ZM125 157V158H124ZM170 157H171V159H170ZM174 157H175V160L177 159L178 161H175L174 160ZM200 157V158H199ZM203 157V158H202ZM218 157H220L219 155H218ZM239 157V158H238ZM114 158V159H113ZM205 158H206V160H207V163H206V160H205ZM3 159V160H2ZM5 159V160H4ZM110 159V160H109ZM118 159H120V160H118ZM135 159V160H134ZM197 159V160H196ZM203 159V160H202ZM101 160V161H100ZM172 160V161H171ZM183 160V161H182ZM193 160V161H192ZM196 160V161H195ZM211 160H213V161H211ZM215 160V162H217ZM238 160H240V161H238ZM5 161H7V162H5ZM31 161V162H30ZM69 161H71V163L69 162ZM77 161V162H76ZM109 161V162H108ZM119 161V162H118ZM189 161H191V163H189ZM204 161H205V163H204ZM226 161H229V159L228 160H226ZM36 162V163H35ZM63 162V163H62ZM67 162V163H66ZM73 162V163H72ZM75 162V163H74ZM115 162L117 163V164H115ZM135 163V165H133L134 163ZM183 162L185 163V164H183ZM198 162H200V163H198ZM230 162V161H229ZM229 162H226V164L228 163V164H231V162L229 163ZM240 162V163H239ZM244 162V163H243ZM245 162L247 163L246 165H249L250 163H251V166H250V168H249V166H246L245 165ZM249 162V163H248ZM4 163H7V165L6 164H4ZM62 163V164H61ZM120 163V164H119ZM122 163V164H121ZM131 163V164H130ZM192 163H193V165H192ZM210 163V164H209ZM234 163L235 164H237V165H234ZM10 164V165H9ZM16 164V165H15ZM33 164V165H32ZM61 164V165H60ZM67 164V165H66ZM71 164H74V165H72L71 166ZM108 164H110L109 166H108ZM174 164V165H173ZM182 164V165H181ZM200 164V165H199ZM205 164H208V165H205ZM215 164V163H214ZM243 164V165H242ZM18 165H20V166H18ZM77 165V166H76ZM117 165V166H116ZM133 165V166H132ZM189 167H188V166ZM198 165V166H197ZM209 165H212V167L211 166H209ZM219 165V164H218ZM257 165V166H256ZM260 166V169L258 168V170L256 169V167H259ZM264 165V164H263ZM18 166V167H17ZM23 166V167H22ZM42 166V167H41ZM68 168H67V167ZM74 166V167H73ZM185 166H187L188 167V169H189V171L190 172H188V169L185 167ZM207 166H209V168H208V170L211 172V176L210 175H208L207 173H209L210 174V172H205V170H207V169H205L204 170V168H206ZM237 166H240V167H237V169H236V167ZM255 166V167H254ZM37 167V168H36ZM117 167H118V169H117ZM132 167L133 168H135L136 170H133L132 169ZM194 167H197V168H194ZM199 167H200V170H199ZM210 167H211V170H210ZM220 167H224V169H223V171H221L222 169H220V171H218L217 170V173H222V172H224V170H226L225 169V166L224 165H221L220 164ZM233 167H235V168H233ZM242 167V168H241ZM252 167V168H251ZM12 168V169H11ZM19 169V171H18V169ZM21 168V169H20ZM27 168V169H26ZM39 168V169H38ZM179 168V169H178ZM218 169V167H215V168H213V171H214V169ZM246 168V169H247ZM253 168H255V169H253ZM7 169V170H6ZM35 169V170H34ZM57 169V170H56ZM68 169V170H67ZM117 169V170H116ZM120 169H122V171L120 170ZM126 169H127V171H126ZM194 169H196V170H194ZM247 169V170H248ZM32 170V171H31ZM40 170V171H39ZM61 170V171H60ZM73 170V171H72ZM98 170V171H97ZM129 170V171H128ZM187 170V171H186ZM232 170V172L231 173H233L234 171ZM29 171H30V173H29ZM37 171H39V174H38V172ZM68 171V172H67ZM117 171H121V172H123V174L125 173V175H121L120 176V174H121V172L120 173H118ZM138 171V172H137ZM256 171V172H255ZM6 172V173H5ZM33 172V173H32ZM41 172V173H40ZM65 172H67V173H65ZM79 172V173H78ZM84 172V173H83ZM97 172V174H95V173ZM136 174H135V173ZM202 172L204 173L203 174V176H202ZM215 172H216V170H215ZM214 172V173H215ZM37 173V174H36ZM45 174V176H47V175H49V177L50 176H52L53 177V179H52V177L50 178L52 181H54L53 183H54V186H53V183H52V185L50 186L49 184L47 185V189H46V184H47V179H45V176H44V179H45V181H46V184L44 183L45 181H43L42 183H41V181H40V183L42 184V185H44L45 187V189L47 190V191H42V190H44V188H42L40 191H39V188H38V186L39 185H41L40 183H38V182H35V180L37 181V179L36 178H34L35 180L34 181H30L29 180V178H28V174H29V176H31L32 178L34 177V175L36 174V175H39V176H43L42 174ZM50 173V174H49ZM86 173V174H85ZM110 173V174H109ZM118 173V174H117ZM132 173V174H131ZM134 173V174H133ZM138 173V174H137ZM174 173V174H173ZM180 173V174H179ZM182 173V174H181ZM31 174V175H30ZM34 174V175H33ZM54 174V175H53ZM56 174V175H55ZM71 174V175H70ZM117 174V175H116ZM198 176H197V175ZM250 174V173H249ZM251 174H253V173H251ZM16 175H17V177H19L20 176V178H16ZM60 177H59V176ZM65 176V178H64V176ZM85 175V176H84ZM118 175L120 176V177H124V179L122 178H120L121 179V181L119 182L116 178L118 177ZM180 175V176H179ZM207 176V177H204V176ZM63 176V177H62ZM69 176V177H68ZM91 176H94L95 177V179H96V176H97V180H93V182L91 181L92 179L91 178H89V177H91ZM111 176V177H110ZM116 176V177H115ZM128 177V179H130L131 178V182H130V180L128 181V179H127V181L128 182H126L127 184H128V186H125L124 185V183H122V182H124L125 181V178H127ZM130 176V177H129ZM132 176V177H131ZM151 176V177H150ZM158 176V177H157ZM160 176V177H159ZM6 177V178H5ZM35 177H37V176H35ZM40 177V178H41ZM64 178V179H68V178H70L71 179V181H70V179H68L69 181L67 182L66 180H64V179H62V178ZM68 177V178H67ZM80 177V178H79ZM84 177V178H83ZM87 177V180H88V178L89 179H91L90 181L92 182V183H94V185L93 186H91L92 185V183L91 182H88L85 178ZM114 177V178H113ZM179 177V178H178ZM199 179H198V178ZM214 178V179H212V178ZM235 177V178H234ZM250 177H253L252 179L253 180H251V178ZM262 177V178H261ZM32 178H30V179H32ZM38 178V177H37ZM40 178H38L39 180H40ZM59 178V179H58ZM93 178V177H92ZM109 178V179H108ZM135 178V179H134ZM138 179V181H137V179ZM152 178V179H151ZM155 178H157V179H155ZM177 178V179H176ZM237 178V179H236ZM20 180V186H22V189L19 187L18 188V190L20 191V190H23L22 191V193H25L24 194V197H23V194H22V196H21V194L19 195V194H17L19 191L16 189L17 188V185H19V184H17L18 183V181ZM41 179H43V177L41 178ZM49 179V180H50ZM56 179H58V180H56ZM60 179H62V180H60ZM119 179V178H118ZM132 179H134L133 181L135 182V180H136V182H139L138 184H140V181H142V179H143V181L141 182V184L142 185H144V187L142 186V188H141V186H140V188L141 189H143L142 191L144 192H142V193H139V194H136L137 192H133V190H135L134 189V185L132 184ZM149 179V180H148ZM152 181H151V180ZM194 179H196V180H194ZM204 179V180H203ZM209 179H210V181H209ZM231 179L232 180H236L237 181V183L235 184V182L234 181H231ZM248 179H250V181L248 180ZM83 180V181H82ZM100 180V181H99ZM123 180V181H122ZM158 182H157V181ZM174 180V181H173ZM175 180H177L176 182H175ZM203 180V181H202ZM51 181V182H52ZM66 183H68V184H66ZM87 181V182H86ZM104 181H107V183H110L108 186H107V184L105 185L104 184ZM113 181V182H112ZM116 181V182H115ZM179 181V182H178ZM195 181V182H194ZM244 181H247V182H244ZM253 181V182H252ZM12 182V186H13V188H11V189H13L12 191L11 190H7V188L9 189L10 187H11V185H9V183H11ZM31 182H32V185H33V183H34V185H33V187H36L37 189V191L34 189V188H32V185H31ZM56 182L58 183V184H56ZM73 182V183H72ZM99 182H100V184H99ZM102 182V183H101ZM119 184H123L125 187H128V188H124L123 190H126V189H128L129 190V193H130V190H131V192H133V193H131V194H136V195H129L130 197H124L125 195H123V193L125 192V191H123L122 190V187H121V185H118V183ZM143 182L145 183V184H143ZM151 182H155V184L154 185H156L155 186V188L157 189V186H158V189L160 190V193H162V196H164L163 198H161V200H163L166 204L164 205V208H167L168 210H169V207L170 208H172V207H175V208H172L171 209V211L169 210V211H167V210H165V212H162V211H160L161 209H162V206H163V204H162V206H161V203H163L162 201H159V203H160V206H159V203H158V200H156L154 203H156V204H154V203H151V205H150V203H149V201L148 200H150V199H148L147 200V198H150V196L148 195V188H149V186H150V184H151ZM206 182H208L207 184L208 185H210L211 187H213L212 189H209L208 188V186L205 184ZM234 182V183H233ZM242 184H241V183ZM244 182V183H243ZM35 183H37V184H39V185H37L36 184V186H35ZM115 183V184H114ZM125 183V184H126ZM228 183V182H227ZM226 183V184H227ZM56 184V185H55ZM65 184H66V186H65ZM72 184V185H71ZM82 184V185H81ZM91 184V185H90ZM104 184V185H103ZM133 186H132V185ZM138 184L137 185H135L136 187V189L138 190V188H137V186H138ZM140 184V185H141ZM149 184V185H148ZM178 186H177V185ZM195 184V185H194ZM231 184H233V185H231ZM30 185H31V187H30ZM41 185V186H42ZM58 185H59V187H58ZM61 185V186H60ZM75 185V186H74ZM100 185V186H99ZM114 185V186H113ZM146 185V186H145ZM148 185V186H147ZM161 185V186H160ZM240 185V186H239ZM15 186H16V188H15ZM40 186V187H41ZM49 186H50V189H49ZM56 186H57V190L58 191H60V192H58L56 189H55V193L53 192V191H51V189L53 190V188H56ZM69 186V187H68ZM90 186V187H89ZM102 186H104V187H102ZM106 186L109 188V187H115L114 189H112V188H110L112 191L110 192V189L108 190L107 188H106ZM118 186H120V187H118ZM132 186V188L131 189H129V187H131ZM202 186L204 187V188H202ZM223 187V189H222V187ZM244 186V185H243ZM43 187V186H42ZM119 188V191H118V188ZM179 187V188H178ZM205 187H207L206 189H205ZM226 187H227V185H226ZM244 187H246V186H244ZM249 187V186H248ZM252 187V186H251ZM250 187V188H251ZM261 187V188H260ZM66 188H67V190H69L70 192H72V194L69 192V191H66ZM69 188V189H68ZM87 188V189H86ZM162 188V189H161ZM253 188H251V189H253ZM28 189V190H27ZM29 189H31V190H29ZM34 189V190H33ZM85 189V190H84ZM98 189V190H97ZM164 189V190H163ZM199 189V190H198ZM207 189H209V190H207ZM214 189V190H213ZM257 189V188H256ZM26 190H27V192H26ZM32 190H33V192H32ZM50 192H49V191ZM72 190V191H71ZM84 190V191H83ZM114 190V191H113ZM120 190L121 191H123V193H121L120 192ZM128 190H126V192L128 191ZM163 190V191H162ZM169 190V191H168ZM188 190V191H187ZM189 190H193V192H189ZM230 190V192L228 193V191ZM253 190V191H254ZM258 190V189H257ZM0 191H1V187H0ZM7 191V193H5ZM10 191H11V193H10ZM15 191V192H14ZM17 191V192H16ZM83 192V194L85 193V196L82 194V192ZM87 191V192H86ZM104 191V192H103ZM116 191H118L119 193H121V194H119L118 192H116ZM138 191H140V189L138 190ZM162 191V192H161ZM172 191H173V193H172ZM227 191V192H226ZM256 191V190H255ZM9 192V193H8ZM30 192L35 196H30L31 194H30ZM52 193L51 195L50 194H48V193ZM66 192H69V194L68 193H66ZM103 194H102V193ZM107 194H106V193ZM111 193V195H112V197H110L111 195H110V193ZM113 192V193H112ZM115 192V193H114ZM141 192V191H140ZM174 192H175V194H174ZM202 192H203V194H202ZM204 192H206V193H204ZM211 194H209V193ZM15 193V194H14ZM42 193V194H41ZM54 193V194H53ZM58 193V194H57ZM98 193V194H97ZM169 193H171V194H169ZM190 193L192 194L193 193V195H190ZM207 193H208V195H207ZM226 193V194H225ZM232 193V194H231ZM9 194V195H8ZM11 194V195H10ZM50 195V196H52L53 195V197H52V199L54 200L55 199V195L57 194V197L56 198H58V199H63V200H61L63 203H60V204H57V203H55L54 204V206L57 204L58 205V207H60V209H64L65 211H66V215L64 214V213H62V214H64L63 216L61 215V217H63L62 218V220H61V223H60V225L62 226V228H61V226L59 227V229H58V221H57V219L58 218H56V215H57V217H59L60 215H58L59 213H55V218L54 219H52L51 217L50 218H48L47 217V213H46V210H45V207L43 206L44 205V203H43V199H42V197L43 196H48V195ZM141 194V195H140ZM164 194V195H163ZM218 194V195H217ZM13 195V196H12ZM15 195V196H14ZM18 195V197H16ZM27 195V196H26ZM43 195V196H42ZM63 195V196H62ZM68 197H67V196ZM106 195V196H105ZM108 195H110V196H108ZM116 195H117V197H116ZM168 197H167V196ZM175 195V196H174ZM196 195V196H195ZM263 195V196H262ZM6 196V197H5ZM11 196V197H10ZM19 196H21V197H19ZM25 196H26V198H25ZM29 196H30V199H33V200H31L32 201V203H34V201H35V203H36V205L34 206V204H33V208H32V210L31 209H29V208H27L26 206H25V208H24V206H23V203H24V201H26L27 199H29ZM37 196V197H36ZM84 196V197H83ZM89 196V197H88ZM103 196H104V198H103ZM113 196H115V199L116 198H118L117 199V201L116 200H114V198H113ZM119 196V197H118ZM124 197V199H123V197ZM134 196V197H133ZM139 196H141V197H139ZM166 196V197H165ZM209 196V197H208ZM232 196V197H231ZM233 196H236V197H233ZM28 197V198H27ZM32 197V198H31ZM39 197V198H38ZM61 197V198H60ZM83 197V198H82ZM99 197V198H98ZM109 197V198H108ZM132 197V198H131ZM145 198V199H143V198ZM212 197V198H211ZM215 199H214V198ZM259 197V198H260ZM5 198V199H4ZM11 200H10V199ZM70 198V199H69ZM122 198V199H121ZM126 198H130L129 200L127 199V200H125ZM166 198V199H165ZM217 198L219 199V200H217ZM231 198H233V199H231ZM260 198V199H261ZM4 199V200H3ZM10 201H9V200ZM16 199H21L22 200V202H21V200H16ZM26 199V200H25ZM41 199V200H40ZM51 198L50 199H48V201L50 200H52ZM112 199H113V202H112ZM143 199V200H142ZM173 201H172V200ZM44 200H45V197H44ZM46 200H47V198H46ZM52 200V201H53ZM59 200V201H60ZM66 202H65V201ZM84 200H85V203H84ZM118 200L120 201V202H118ZM138 200V201H137ZM155 200V199H154ZM168 200V201H167ZM213 200H215V203H214V201ZM15 201V202H14ZM29 201V200H28ZM60 201V202H61ZM68 201V202H67ZM82 201V202H81ZM98 201V202H97ZM100 201V202H99ZM111 201V202H110ZM114 201L116 202V203H118V204H116V203H114ZM125 201V202H124ZM129 203H127V202ZM143 201V202H142ZM145 201V202H144ZM179 201V202H178ZM217 201V202H216ZM225 201V202H224ZM227 201V202H226ZM134 202V203H133ZM152 202V201H151ZM173 202V203H172ZM177 204H176V203ZM263 202H264V200H263ZM6 203V204H5ZM19 203L21 204V205H19ZM28 203V202H27ZM27 203H26V205H27ZM30 203V202H29ZM51 203V202H50ZM52 203H54V202H52ZM124 203H125V205H124ZM158 203V204H157ZM206 205H205V204ZM230 205H229V204ZM9 204H12V205H9ZM38 204V205H37ZM40 204V205H39ZM66 204V205H65ZM85 204V205H84ZM110 204V205H109ZM112 204L114 205V207L112 206ZM133 204V205H132ZM218 204V205H217ZM223 204V205H222ZM31 205V204H30ZM62 205V206H61ZM115 205H118V206H115ZM127 205V206H126ZM156 207H159V208H161V209H158V208H156ZM170 205V206H169ZM173 205V206H172ZM191 205V206H190ZM202 205H203V207H202ZM18 206V207H17ZM38 206V207H37ZM64 206V207H63ZM85 206V207H84ZM102 206V207H101ZM110 206H112V207H110ZM121 206H122V208H121ZM133 208H132V207ZM152 206V207H151ZM155 208H154V207ZM218 208H217V207ZM2 207H3V209H2ZM5 207V208H4ZM11 207H12V209H11ZM14 207H15V209H14ZM37 209H36V208ZM63 207V208H62ZM94 207V208H93ZM99 207V208H98ZM125 207H127V208H125ZM182 207V208H181ZM196 207V208H195ZM200 207V208H199ZM229 207V208H228ZM9 210V213H8V210ZM10 208V209H9ZM21 208V209H20ZM26 208H27V210H26ZM54 208V207H53ZM117 208V209H116ZM121 208V209H120ZM129 208L131 209V210H129ZM181 208V209H180ZM191 208V209H190ZM198 208V209H197ZM206 208H207V210H206ZM228 208V209H227ZM6 209V210H5ZM34 209H36L35 211H34ZM59 209V208H58ZM92 209V210H91ZM109 211H108V210ZM111 209V210H110ZM123 209V210H122ZM154 209V210H153ZM203 209V210H202ZM12 210H14V211H18L19 213H17V211H16V213H14V214H12L11 215V213H12ZM21 212H20V211ZM24 210V211H23ZM40 210V211H39ZM58 211V212H60V210H57V208H55L54 209V211ZM95 210V211H94ZM99 210H100V213H99ZM112 210H115V212L114 213H112ZM133 210V211H132ZM136 212H135V211ZM141 210V211H140ZM157 210H159V211H157V214L155 213ZM163 210V209H162ZM219 210V211H218ZM224 210V211H223ZM252 210V209H251ZM5 211H7L6 213H5ZM36 211H38L37 213H36ZM93 211V212H92ZM139 211V212H138ZM152 211V212H151ZM155 211V212H154ZM164 211V210H163ZM195 211H196V213H195ZM62 212V211H61ZM118 212H119V214H118ZM130 212V213H129ZM133 212V213H132ZM162 212V213H161ZM167 212H169L168 214H166ZM170 212H171V215H170ZM174 212H176V213H174ZM193 212V213H192ZM207 212V213H206ZM22 213V214H21ZM41 213V214H40ZM92 213V214H91ZM105 213V214H104ZM122 213V214H121ZM125 213V214H124ZM160 213V215L163 217H161L163 220L161 221L162 222V225H163V227H165L167 230V232L165 233V231H163L164 229H162L161 230V226L162 225H160L161 223H159L160 221H159V219H161L160 218V216H158V214ZM174 213V214H173ZM188 213V214H187ZM217 213V214H216ZM219 213V214H218ZM220 213H223V214H221L220 215ZM227 214V213H229V215L231 216H229L230 218V220H225L223 217V215L224 214ZM256 213V214H255ZM9 214V216H7ZM20 215V216H18V215ZM28 214V215H27ZM31 214H32V216H31ZM38 216H37V215ZM103 214V215H102ZM117 214V215H116ZM135 214V215H134ZM156 214V215H155ZM163 214L165 215V217L163 216ZM16 216V218H15V216ZM23 215V216H22ZM68 215V216H67ZM106 215V216H105ZM243 215V214H242ZM253 215V216H252ZM6 216V217H5ZM12 216V217H11ZM20 218L21 216V218L19 219L18 217ZM36 216V217H35ZM180 216V217H179ZM220 216V217H219ZM221 216H223V217H221ZM256 216V217H255ZM10 217V218H9ZM28 219H27V218ZM43 219V221H45V222H43L42 221V219ZM60 217V218H61ZM68 217V218H67ZM70 217V218H69ZM92 217V218H91ZM102 217V218H101ZM139 217V218H138ZM157 217V218H156ZM166 217H167V219L168 220H166ZM176 219H175V218ZM183 217V218H182ZM189 217V218H188ZM219 217V218H218ZM7 218V219H6ZM14 218V219H13ZM24 218H26V219H24ZM36 218V219H35ZM60 218L58 219V220H60ZM66 220H65V219ZM91 218V219H90ZM96 218V219H95ZM122 218V219H121ZM127 218V219H126ZM144 218V219H143ZM149 218H151V221H150V219ZM173 218V219H172ZM179 218H181V219H179ZM185 218H188L187 220L189 221H193L192 223L191 222H189V223H187V220L185 219ZM196 220H194V219ZM245 218V219H244ZM258 218V219H257ZM64 219V220H63ZM106 219V220H105ZM115 219H117V220H115ZM119 219V220H118ZM141 219V220H140ZM175 219V220H174ZM193 219V220H192ZM256 219V220H255ZM260 219V220H259ZM262 219V220H261ZM4 220V221H3ZM15 220V221H14ZM22 220V221H21ZM32 220V221H31ZM68 220V221H67ZM71 220V221H70ZM132 220V221H131ZM154 222H153V221ZM174 220V221H173ZM180 221L179 223H177V221ZM219 220V221H218ZM222 220V221H221ZM255 220V221H254ZM258 220V221H257ZM9 221V222H8ZM34 221V222H33ZM109 221V222H108ZM113 221V225L115 224V226L117 227H115L116 228V230H119V231H133L135 234H134V237L132 238V239H134L135 240V242H134V240H130L129 241V245H128V243L127 244H124V245H119V243H118V241H114V240H112L113 239V237H112V239H103L101 236L104 234V232H102V235H100V234H98L99 233V230H100V228L102 227V225H100L99 227H98V223L99 222H101V224L102 223H104V224H106V223H109V225L108 226H111L110 225V223ZM124 221V222H123ZM138 221H140V222H138ZM156 221H158V223H159V225L160 226H158V223L156 222ZM164 221V222H163ZM167 221H168V223H167ZM224 221V222H223ZM245 221V222H244ZM254 221V222H253ZM15 222V223H14ZM16 222H17V224H16ZM19 222V223H18ZM39 222V223H38ZM43 222V224H40V223H42ZM65 222L67 223V224H65ZM71 224V225H69V223ZM97 222V223H96ZM117 222V223H116ZM133 222V223H132ZM156 222V223H155ZM7 223V224H6ZM137 223V224H136ZM139 223H141L140 225H142V228H143V226H144V229L143 230H140V231H142V232H140L139 233V230L137 231V230H135V228H136V226L138 225V226H140L139 225ZM155 223V224H154ZM180 223H182V226L181 225H179ZM14 224H16V225H14ZM22 224H24L27 228H29V227H34V229H36L35 231L37 232V234L35 235V236H31L30 234H31V230L32 229H28L27 230V228L24 226V225H22ZM29 224H31V225H29ZM63 224H64V226H63ZM100 224V223H99ZM112 224V223H111ZM197 224V225H196ZM248 224V225H247ZM19 225V226H18ZM29 227H28V226ZM68 225V226H67ZM75 227H74V226ZM107 225V224H106ZM125 225V226H124ZM136 225V226H135ZM178 225V226H177ZM246 225V226H245ZM19 228H18V227ZM43 226V227H42ZM77 226V227H76ZM132 226V227H131ZM135 226V227H134ZM137 226V227H138ZM146 226V227H145ZM150 226H151V228H150ZM153 226V227H152ZM160 228H158V227ZM12 227V228H11ZM21 227V228H20ZM72 227H74L75 228V232L74 231H72L73 229H71ZM86 227V228H85ZM98 227V228H97ZM148 227V228H147ZM156 227V228H155ZM162 227V228H163ZM193 227V228H192ZM197 227V228H196ZM5 228V229H4ZM16 228V229H15ZM61 228V229H60ZM64 228V229H63ZM95 228V229H94ZM99 229V230H97V229ZM141 228V229H142ZM146 228V229H145ZM194 228H195V230H194ZM203 228V229H202ZM225 228V229H224ZM4 229V230H3ZM9 229V230H8ZM14 229V230H13ZM19 229H21L20 230V232H19ZM136 229H138V228H136ZM151 229V230H150ZM159 229V230H158ZM180 229V230H179ZM191 229V230H190ZM198 229V230H197ZM200 229H201V231H200ZM248 229V230H247ZM260 229V230H259ZM4 232H3V231ZM13 230V231H12ZM40 230V231H39ZM59 230H60V232L62 231V233H60L59 232ZM78 230V231H77ZM161 230V231H160ZM254 230V231H253ZM259 230V231H258ZM9 231H10V233H9ZM14 231H16V234H14V233H12V232H14ZM43 231V232H42ZM64 231V232H63ZM101 231V230H100ZM138 233H137V232ZM194 231H195V233H194ZM249 231V232H248ZM71 232H72V234H71ZM78 232V233H77ZM162 232V233H161ZM196 232H197V234H196ZM254 232V233H253ZM260 232V233H259ZM19 235H18V234ZM22 235H21V234ZM42 233V234H41ZM142 233V234H141ZM162 235H161V234ZM165 233V234H164ZM205 233V234H204ZM213 233V234H212ZM226 233V234H225ZM2 234H3V236H2ZM7 234V235H6ZM29 234V235H28ZM39 234V235H38ZM41 234V235H40ZM69 234V235H68ZM71 234V235H70ZM148 234V235H147ZM163 234L166 236V234L168 235V237L166 236V237H163ZM253 234V235H252ZM256 234V235H255ZM260 234V235H259ZM21 235V236H20ZM26 235V236H25ZM75 235L76 236H78V238L77 237H75ZM100 235V236H99ZM141 235H143V236H141ZM144 235H145V238H143L144 237ZM160 235V236H159ZM169 235H171V238H170V236ZM191 235V236H190ZM200 235V236H199ZM202 235V236H201ZM208 237L209 235V238H207L206 239V237ZM214 235V236H213ZM20 237V238H18V237ZM24 236V237H23ZM40 236V237H39ZM185 239H183L182 237ZM185 236V237H184ZM190 236V237H189ZM193 236V237H192ZM197 236V237H196ZM245 236V237H244ZM260 236V237H259ZM32 237V238H31ZM39 237V238H38ZM65 237V238H64ZM83 237V238H82ZM104 237H105V234H104ZM120 237V236H119ZM119 237H118V239H119ZM150 237V238H149ZM195 237V238H194ZM205 237V238H204ZM212 237H214V239H216V243L214 244L213 242H212V240L213 239H211ZM257 237H258V240H260V241H258L257 240ZM261 237H262V239H261ZM26 238V239H25ZM29 238H31L30 240H29ZM52 238V239H51ZM72 238H74V239H72ZM85 238V239H84ZM93 238V239H92ZM168 238V239H167ZM180 238H182L183 240L181 241V239ZM188 238V239H187ZM219 238H220V240H219ZM8 239V240H7ZM39 239V240H38ZM71 239V240H70ZM76 239V241H74ZM78 239V240H77ZM79 239L81 240V241H79ZM115 240L117 239V238H114ZM117 239V240H118ZM142 239H144V240H142ZM148 239V240H147ZM151 239H152V242H151ZM187 239V240H186ZM191 239V240H190ZM195 239V240H194ZM209 239V240H208ZM224 241H223V240ZM230 239V240H229ZM4 240V241H3ZM13 240V241H12ZM19 240H21V241H19ZM37 240H38V242H37ZM55 240H57V241H55ZM60 240V241H59ZM73 240V241H72ZM103 240H104V242H103ZM120 240V239H119ZM138 240V242H136ZM165 240V241H164ZM192 240H194V241H192ZM206 240H207V243H205L206 242ZM232 240V241H231ZM245 240V241H244ZM39 241H41L40 243H42V245L39 243ZM78 241H79V243H78ZM83 241V242H82ZM84 241H85V243H84ZM88 241H90V242H88ZM99 241V242H98ZM101 241V242H100ZM168 241V242H167ZM171 241V242H170ZM191 241V242H190ZM201 241V242H200ZM208 241H209V243H208ZM210 241H211V244H210ZM20 242H22V243H20ZM60 243V245H59V243ZM75 242H76V244H75ZM92 242V243H91ZM107 242V243H106ZM109 242V243H108ZM131 242H132V244H131ZM186 242H188V244L186 243ZM190 242V243H189ZM193 242V243H192ZM195 242V243H194ZM220 242V243H219ZM259 242V243H258ZM7 243V244H6ZM9 243V244H8ZM17 243V244H16ZM23 243V244H24ZM75 244L74 246L75 247H77L76 249H75V247L73 248V245L72 244ZM98 243H100V245L98 244ZM102 243H104V245L102 246ZM145 243V244H144ZM151 243H152V246H151ZM218 243V244H217ZM224 243V244H223ZM228 243V244H227ZM261 243V244H260ZM263 243V244H262ZM4 244V245H3ZM64 244V245H63ZM66 244V245H65ZM79 244V245H78ZM83 244H84V246H83ZM89 244V245H88ZM189 244H191V247H190V245ZM197 244V246H194V245H196ZM212 244H213V246H212ZM216 244H217V246H216ZM226 244V245H225ZM231 244V245H230ZM3 245V246H2ZM13 245V246H12ZM47 245L49 246V248L47 247ZM55 245H56V247H55ZM70 245V246H69ZM86 245V246H85ZM93 245V246H92ZM136 245V246H135ZM183 245V246H182ZM200 246V249L198 248L199 246ZM203 245V246H202ZM207 245V246H206ZM209 245H210V247H211V249H209L210 247H209ZM261 245H263V246H261ZM4 246H6V247H4ZM43 246V247H42ZM72 246V247H71ZM83 246V247H82ZM159 246V247H158ZM193 246V247H192ZM217 248H216V247ZM233 246H234V248H233ZM259 246V247H258ZM63 247V248H62ZM71 247V248H70ZM116 247V248H115ZM183 247V248H182ZM196 248V250H197V248H198V252H196L195 251V253H194V250H195V248ZM203 249H202V248ZM223 249H222V248ZM260 247H262V248H260ZM59 248V249H58ZM73 248V249H72ZM87 248V249H86ZM101 248V249H100ZM133 248V249H132ZM152 248V249H151ZM155 248V249H154ZM157 248H158V251H157ZM159 248H161V250H162V253H161V250L159 249ZM185 248V249H184ZM219 248V249H218ZM229 250H228V249ZM231 248V249H230ZM2 249V250H1ZM5 249V250H4ZM9 249V250H8ZM49 249V250H48ZM85 249V250H84ZM96 249V250H95ZM189 249V250H188ZM193 251H192V250ZM208 249V250H207ZM214 250V252H213V254H212V251ZM249 249V250H248ZM48 250V251H47ZM53 250H54V252H53ZM60 250H62V251H60ZM75 250V251H74ZM77 250V251H76ZM85 252H84V251ZM87 250H88V253H86L87 252ZM186 250V251H185ZM206 250H207V252H206ZM234 250V251H233ZM261 250H262V252H261ZM98 251V252H97ZM155 251V252H154ZM160 251V252H159ZM185 251V252H184ZM189 251V252H188ZM200 251V252H199ZM220 251V252H219ZM228 253H227V252ZM232 251V252H231ZM12 252H14V253H12ZM58 252H60L59 254H58ZM62 252V253H61ZM191 252V253H190ZM193 252V253H192ZM206 252V253H205ZM217 252V253H216ZM241 252V253H240ZM55 255H54V254ZM67 253V254H66ZM81 253V254H80ZM89 253H91L92 254V256H91V254H89ZM99 253V254H98ZM103 253V254H102ZM136 253V254H135ZM158 253V254H157ZM189 253V254H188ZM198 253H200V254H198ZM217 255H216V254ZM232 253V254H231ZM239 253V254H238ZM13 254V255H12ZM77 254V255H76ZM162 254V255H161ZM211 254V255H210ZM219 254V255H218ZM251 254V255H250ZM48 257H47V256ZM84 256V259H85V261H84V259L82 258L83 256ZM121 255V256H120ZM136 255H137V257H136ZM194 255V256H193ZM201 255V256H200ZM207 255V256H206ZM216 255V256H215ZM233 255H234V257H233ZM57 256V257H56ZM76 256V257H75ZM110 256V257H109ZM186 258H185V257ZM196 256V257H195ZM202 256H203V258H202ZM212 256V257H211ZM15 257H16V259H15ZM87 257H89V258H87ZM115 257H117V258H115ZM188 257V258H187ZM215 257V258H214ZM66 258V259H65ZM76 260H75V259ZM92 258V259H91ZM97 258V259H96ZM205 258H208V259H205ZM211 258V259H210ZM214 258V259H213ZM238 258V259H237ZM21 259V260H20ZM55 259H57V260H55ZM60 261H59V260ZM82 259V260H81ZM227 259V260H226ZM233 259V260H232ZM240 259V260H239ZM2 260V261H1ZM16 260V262L17 261H19V262H14ZM89 260V261H88ZM101 260V261H100ZM182 260V261H181ZM73 261V262H72ZM84 261V262H83ZM112 261H114V262H112ZM121 261V262H120ZM134 261V262H133ZM138 261V262H137ZM213 261H215V262H213ZM246 261V262H245ZM100 262V263H99ZM111 262V263H110ZM137 262V263H136ZM201 262V263H200ZM207 262V263H206ZM236 262V263H235ZM25 263L27 264L28 262H26V260H25ZM25 263H23V264H25ZM44 263H45V261H44ZM28 264H32V263H28ZM58 264V263H57ZM61 264V263H60ZM140 264H141V262H140Z\"/></svg>","mask_w":264,"mask_h":264},{"label":"bare ground","instance_id":"bare-ground-1","mask_svg":"<svg viewBox=\"0 0 264 264\" xmlns=\"http://www.w3.org/2000/svg\"><path fill=\"white\" fill-rule=\"evenodd\" d=\"M42 1L43 0H0V27H4V25H5V27L6 28H4L6 31L7 30H13L12 28H10V22L11 21H13V20H16V18H21V20H23V18H25V20L26 21H29L30 22V24H29V22H28V30H26V32L25 33H28V35L26 34V36H25V34L24 33H21L20 31V33L19 34H17V35H15V33H14V31H7V33H9V38L8 39H5L4 37L3 38H0V127H2L4 124L3 123H6V119L8 120V121H11L10 120V118H12V119H14L17 115H21V116H23L22 117V119L23 118H25V120H26V123L25 124H28L31 128L32 127H36L37 126V124H36V122H35V117H37V116H43V117H39L38 118V124H40L39 122L40 121H42V122H45L46 120L45 119H47L48 118V116H50V114H48V113H50L49 111H53V115L57 118V120L60 122L65 116H66V114L67 113H69V114H71L70 112H67V111H70V110H68L67 109V106H68V104L66 103L67 102V99L65 98L66 97V95L62 92L63 90L61 89V87H60V92H61V94H60V92L58 93V91L59 90H57V88H58V84H59V79H60V74H61V72H60V69L63 67V68H65L64 70H66V66H67V63H68V65H71L72 67L74 66L73 65V62L75 63V59L76 58H78L77 56L75 57V55H74V52H76L75 50H74V47L72 48V43L75 41L76 42V40H74V41H71L69 44H71V45H69V47L67 48L66 47V49H65V46H67V43H66V40L68 39V35L67 34H65V36H66V38L64 37L63 38V41H64V39H65V41L62 43L60 40H61V38L63 37H59V38H52L51 39V36L53 35H51L50 36V39L49 40H47V39H45V44H46V42L48 41L49 42V45L51 44V43H55L54 44V48L52 47L51 48V46H49L48 44L46 45V46H44L45 44L44 43H42V41L40 42V41H38L37 39V42H36V40H34L35 39V37H38V35H39V31H40V33L42 34V32L41 31H45L46 29H42L41 28V26L42 27H44V26H46V22L47 21H50V25H52L51 23H53V26L55 25V27H56V29H57V31H59L60 29H62L63 27H64V22L66 21L67 22V20H66V18H68V17H66V14H68L66 11H68V9H69V7L67 8V9H61L62 7H64V5L59 9L60 11H58V14H56V16H55V14L52 16V18H50L48 15L49 14H46L47 13V10L48 9H46V10H44L45 8H44V6H39V4H41L42 3ZM45 1V0H44ZM43 1V2H44ZM51 1V0H50ZM53 1V0H52ZM80 1V3L82 4V7H83V12L85 13V8L87 9V7H88V9L87 10H89V5H94L95 3L97 4V2H95V1H98V0H79ZM107 1V0H106ZM111 2H112V5L114 4V6L116 5V3H117V7L116 8H118V9H116V20L117 19H120L121 21H116L115 20V22L112 20L111 21V19H110V22H113V24L114 23H117L116 24V26L118 25V23H119V25H121L120 26V28H119V30H124L123 32V34H122V32L119 34H117V32L116 33H113V34H104V35H106L107 36V38H103L102 40L99 38L98 40H101V45L103 46V48L102 49H105V51L107 50L108 52H110L111 50H112V52H110L112 55H113V51H114V55L113 56H116L115 55V53L116 52H118L119 50L122 52L123 50H126L127 52H126V56H124V57H127V55L130 53V50H132V47H130L129 48V46L130 45H132L131 43V40H132V37L134 36L133 35V33L131 32V31H133L134 29L136 30L137 28V26L138 25H136L137 24V21H136V19L138 18H135L136 16H135V14H136V11H139L138 9L140 8V7H143L142 5H143V3H144V0H110ZM154 1H156V0H154ZM163 1V0H162ZM165 1H167V0H165ZM187 1V0H186ZM185 0H172V5H171V7L169 8V15L172 13L173 14V12L175 13V11L174 10H178V8H179V6H183V7H185L184 6V4H186L187 2H186ZM189 1H191V0H189ZM222 1V0H221ZM226 1V0H225ZM228 1V0H227ZM232 1V0H231ZM230 0H229V5L228 4H226L227 6H225V5H223V2H224V0H223V2H222V5H223V7H221V8H223L221 11L219 10L218 11V14H217V16H216V18H214V20L212 21V23L210 24V26H208V27H206V28H203V29H200V28H202V27H200L199 28V30L197 31V32H191V29H189L190 30V32L192 33V34H188L187 35V33H189V32H187L186 31V26H187V24H184V25H181L180 26V28H181V38H180V48L181 49H183V52L181 51H179V53H176L175 54V56L177 57V59L179 60V61H181L183 58H185V57H187V56H193V54H194V51L193 50H195V52H196V50L198 49V48H202L201 50H202V52L204 53V54H202V63H201V65H199V67L200 68H197V69H199V72H206L205 70L207 69V72H208V74H209V76H211L212 77V79H213V77L215 78V79H218V78H220L219 80H220V82H222V83H220V86L218 87V89L219 90H225V91H227V89L229 90L230 89V87H232L234 84L236 85V86H239V87H237V88H240V90H244L245 92H246V90H247V92H246V94H248V96L245 98L246 99V101L245 102H243L244 104H246L247 103V105L245 106L244 104H243V109H245V110H243L242 109V107L240 108V109H237V111L236 112H238V111H240L241 112V110H242V112L241 113H236L237 115H238V117H237V115H234V116H236V120H235V118H234V121L236 122H238V123H240V121L241 122H245V123H248L249 125H250V127L254 124V125H256L255 127H257V123L256 122H258V125L260 124V122H263V121H261L260 119L264 116V85H262V87H261V84L259 83V82H262L263 80H264V17H256V16H254V14H253V16L251 15H247V13H246V15H244L245 13H243L244 12V8H246V7H241L242 5L243 6H245V4H241L240 2H238V0L236 1H234L233 3H236V4H233V3H230L231 2ZM254 1V0H253ZM259 1V0H258ZM69 2H71V1H69ZM101 2V1H100ZM111 2L109 3V4H111ZM146 2V1H145ZM148 2V1H147ZM168 2H169V0H168ZM218 2H219V0H218ZM255 2V1H254ZM253 2V3H254ZM37 3H38V6H37V10H38V13H37V15H35L34 16V13L35 12H32L35 8H33V10H28V12H27V9L28 8H32V7H29L31 4H34L35 6L37 5ZM120 3V4H119ZM141 4V6H140V4ZM201 3V2H200ZM204 3V2H203ZM226 3V2H225ZM237 3H238V5H237ZM256 3V2H255ZM148 4H150V2L148 3ZM147 4V6H149ZM167 4V3H166ZM169 4V3H168ZM183 4V5H182ZM189 4V3H188ZM219 4V3H218ZM230 4H232V5H230ZM240 4V5H239ZM68 5V4H67ZM203 5V4H202ZM70 6V5H69ZM73 6V5H72ZM95 6H97V5H95ZM94 6V7H95ZM104 6V5H103ZM187 6V5H186ZM221 6V5H220ZM226 8H225V7ZM28 7V8H27ZM38 7H40V8H38ZM46 7V6H45ZM91 7V6H90ZM102 7V6H101ZM105 7V6H104ZM104 7L102 8V9H104ZM121 7V8H120ZM151 7V6H150ZM169 7V6H168ZM182 7V8H183ZM92 8L93 7H91V11H92ZM144 8V7H143ZM189 8H191V7H189ZM202 8V7H201ZM210 8V7H209ZM218 8V7H217ZM41 11H40V10ZM44 10V12H43V10ZM71 9V8H70ZM75 9V8H74ZM94 9V8H93ZM101 9V8H100ZM114 9V8H113ZM180 9V8H179ZM188 8H186V10H187ZM89 10V11H90ZM96 10H98V8H96ZM141 10H142V8H141ZM176 10V11H177ZM198 10V9H197ZM211 10V9H210ZM214 10H215V8H214ZM30 11H31V13H30ZM76 11V10H75ZM100 11V10H99ZM158 11V10H157ZM182 11V10H181ZM180 11V12H181ZM247 11H248V9H247ZM246 11V12H247ZM42 13L43 12V14H46L47 16L45 17V15H42V14H40V13ZM101 12V11H100ZM105 12V11H104ZM109 12V11H108ZM107 12V13H108ZM146 12V11H145ZM178 12V11H177ZM182 12H184V11H182ZM181 12V13H182ZM248 12H250V11H248ZM90 13H92V12H90ZM89 13V14H90ZM95 13V12H94ZM96 13H98V12H96ZM102 13H103V11H102ZM102 13H101V15H102ZM181 13H180V15H181ZM30 14H32L31 16H29ZM100 14V13H99ZM111 14V13H110ZM146 14V13H145ZM148 14V13H147ZM157 14V13H156ZM155 14V15H156ZM177 14V13H176ZM107 15V14H106ZM179 15V16H180ZM186 15H187V13H186ZM7 16H9V18L8 19H6V17ZM32 16H34L33 18H32ZM51 16V15H50ZM55 16V17H54ZM69 16V15H68ZM89 16V15H88ZM95 16V15H94ZM103 16V15H102ZM110 16H113V19H115V17H114V11H113V13L110 15ZM140 16V15H139ZM173 16V15H172ZM182 16V15H181ZM215 16V15H214ZM4 17H5V20H10V22H8L7 23V21L5 22V20H4ZM31 17V18H30ZM48 17H49V19H48ZM82 17V16H81ZM93 17V16H92ZM146 17V16H145ZM167 17H169V16H167ZM177 17H178V14H177ZM185 17V16H184ZM208 17H210V16H208ZM91 18V17H90ZM107 18V17H106ZM108 18H110V17H108ZM144 18V17H143ZM159 18H161V17H159ZM170 18H172V17H170ZM175 18H176V16H175ZM179 18V17H178ZM177 18V19H178ZM181 18H183V17H181ZM189 18V17H188ZM70 19V18H69ZM102 19V18H101ZM128 19H130L129 21H128ZM139 19V21H140V18H138ZM155 19V18H154ZM164 18H162V19H160L161 21L163 20ZM210 19V18H209ZM20 20V22H22ZM74 20V19H73ZM72 20V21H73ZM81 20V19H80ZM150 20V19H149ZM148 20V21H149ZM156 20H158V19H156ZM185 20V19H184ZM183 20V21H184ZM188 20V19H187ZM17 21V20H16ZM25 21V22H26ZM75 21V20H74ZM106 21H107V19H106ZM160 21V22H161ZM168 21V20H167ZM174 21V20H173ZM182 21V22H183ZM4 22H5V24H4ZM20 22L18 23V25L20 24ZM66 22H65V24H66ZM78 22V21H77ZM99 22V21H98ZM101 22V21H100ZM104 22V21H103ZM144 21L142 20V23H143ZM155 22V21H154ZM165 22V21H164ZM186 22V21H185ZM211 22V21H210ZM12 23V22H11ZM69 23H71V22H69ZM139 23H141V22H139ZM138 23V24H139ZM145 23V22H144ZM173 23V22H172ZM190 23V22H189ZM7 24V25H6ZM24 24V23H23ZM45 24V25H44ZM60 24L61 25H63V27H61L60 26ZM83 24V23H82ZM110 24V23H109ZM127 24H130V26H128ZM148 24V23H147ZM152 24V23H151ZM159 24H161V23H159ZM180 24V23H179ZM178 24V25H179ZM181 24H183V23H181ZM14 25V24H13ZM12 25V26H13ZM44 25V26H43ZM68 25V26H67ZM71 25V24H70ZM88 25V24H87ZM111 25V24H110ZM118 25V26H119ZM126 27H125V26ZM141 25V24H140ZM162 25V24H161ZM186 25V26H185ZM207 25V24H206ZM53 26L51 27V26H48V27H50V28H48L47 30L49 31V29H51V28H53ZM73 26H75V25H73ZM117 26V27H118ZM123 26V27H122ZM142 26H144V25H142ZM183 26V27H182ZM24 27V25L22 26V28ZM47 27V26H46ZM46 27H44V28H46ZM55 27L53 28V30L52 31H50V32H53V31H55L56 29H55ZM58 27H60V29H58ZM66 28H64L65 29V31H64V33H66V30H67V32L69 31L68 29H70L69 27V24H68V22H67V24H66V26H65ZM83 27V26H82ZM102 27V26H101ZM105 27V26H104ZM111 28H112V26H110ZM115 27V26H114ZM140 27V26H139ZM132 28V29H131ZM179 28V29H180ZM0 29H2V28H0ZM17 29V28H16ZM25 29H26V26H25ZM42 29V30H41ZM55 29V30H54ZM76 29V28H75ZM85 29V28H84ZM108 29H109V26H108ZM107 29V30H108ZM131 29V30H130ZM150 29H151V27H150ZM198 29V28H197ZM196 29V30H197ZM4 30V31H5ZM23 30V29H22ZM46 30V31H47ZM73 30L74 29H72V34H73ZM96 30V29H95ZM100 30V29H99ZM113 30V29H112ZM135 30H134V32H135ZM138 30V29H137ZM140 30V29H139ZM2 31V30H1ZM4 31H2L3 33H4ZM45 31V32H46ZM79 31V30H78ZM87 31V30H86ZM105 31V30H104ZM147 31V30H146ZM150 31V30H149ZM153 31V30H152ZM165 31V30H164ZM176 31V30H175ZM22 32H24V30L22 31ZM62 32V31H61ZM70 32V31H69ZM68 32V33H69ZM101 32V31H100ZM107 32V31H106ZM115 32V31H114ZM157 32V31H156ZM2 33V34H3ZM6 33V34H7ZM44 33V32H43ZM56 33V32H55ZM71 33V32H70ZM70 33H69V35H70ZM75 33V32H74ZM81 33V32H80ZM92 33V32H91ZM111 33V32H110ZM138 33V31L135 33V34H137ZM155 33V32H154ZM154 33H152V34H154ZM51 34V33H50ZM62 34V33H61ZM70 35V36H72V37H69V39H71V40H73L74 39V37H73V35ZM150 34V33H149ZM178 34V33H177ZM63 35V34H62ZM76 35V34H75ZM82 35V34H81ZM98 35V34H97ZM141 35H142V33H141ZM148 35V34H147ZM241 35V36H240ZM78 36V35H77ZM92 36H95V35H92ZM101 36V35H100ZM157 36H158V34H157ZM243 36V37H242ZM28 37H29V39H28ZM40 37V36H39ZM122 37V38H121ZM139 37V36H138ZM240 37H242V39L240 38ZM26 38V39H25ZM34 38V39H33ZM82 37L80 36V39H81ZM121 38V39H120ZM137 38V37H136ZM135 38V39H136ZM34 40L35 41V43H36V45H34V43H33V41H31V40ZM40 39H42V38H40ZM57 41V43L56 42H54L55 40ZM69 39H68V41H69ZM85 39V38H84ZM169 39V38H168ZM43 40V39H42ZM59 40V41H58ZM95 40V39H94ZM97 40V41H98ZM159 40V39H158ZM175 40H176V38H175ZM28 41H29V43H28ZM31 41V42H30ZM53 41V42H52ZM79 41V40H78ZM89 41V40H88ZM137 41V40H136ZM144 41V40H143ZM38 42H39V44H38ZM62 43V44H64V45H60V43ZM74 42V43H75ZM135 41H133V43H134ZM138 42V41H137ZM137 42L136 43H134V44H136L137 46H139L138 44H137ZM147 42V41H146ZM151 42H152V40H151ZM162 42V41H161ZM66 43V44H65ZM79 43V42H78ZM95 43V42H94ZM154 43V42H153ZM157 44V43H156ZM160 44V43H159ZM170 44V43H169ZM41 45V46H40ZM42 45L44 46V47H46L47 49H50V50H48V51H51L52 50V52H51V54L52 55H50L51 56V58H53L54 60H51L52 62H50V64L47 66L46 64V66H45V69L43 68V66L42 67H38V68H41V69H43L42 70V72H41V69H37V65H39L40 66V64H42V59H41V61L39 62V59H38V63H34V62H32V63H28V64H24V59H23V57L25 56V58H34V54L35 53H37V51H39L40 50V47L42 48ZM135 45V46H136ZM152 45V44H151ZM177 45V44H176ZM48 46H49V48H48ZM74 46H75V48H77L78 47V45H76V44H74ZM77 46V47H76ZM92 46V45H91ZM97 46V45H96ZM142 46V45H141ZM144 47V46H143ZM158 47H159V45H158ZM197 47V48H196ZM70 48V49H69ZM137 48L138 47H136L134 50H137ZM139 48H141L140 46H139ZM147 48V47H146ZM145 48V49H146ZM195 48V49H194ZM219 48H221V49H223L222 51L223 52H225V53H223V55H222V52H221V49H220V51L219 52H221V55L220 56H218L217 57V54H219V53H217L216 55H215V58H216V60H215V62H214V64H213V62H212V60L210 59L211 58V56H212V53L213 52H215V50H217V49H219ZM38 49V50H37ZM44 49V48H43ZM69 51H68V50ZM73 49V50H72ZM80 49V48H79ZM99 49V48H98ZM110 49V50H109ZM129 49V50H128ZM154 49V48H153ZM166 49H168L167 47H166ZM176 49V48H175ZM44 50H46V49H44ZM67 50V51H66ZM70 50H72L73 51V53L72 52H70ZM90 50V49H89ZM143 50H144V48H143ZM143 50H141L142 52H143ZM148 50V49H147ZM177 50V49H176ZM43 51V50H42ZM120 51H119V53H120ZM150 51V50H149ZM47 52V51H46ZM71 53L70 55L68 54V53ZM90 52V51H89ZM124 53H125V51H123ZM129 52V53H128ZM132 52V51H131ZM134 52V51H133ZM136 52V51H135ZM154 52V51H153ZM156 52V51H155ZM192 52H193V54H192ZM201 52V53H202ZM217 52H218V50H217ZM245 52V53H244ZM119 53H117V54H119ZM123 53V54H124ZM151 53V52H150ZM175 53V52H174ZM173 53V54H174ZM216 53V52H215ZM77 54H79V51H78V53ZM76 54V55H77ZM103 54V53H102ZM106 54H109V53H106ZM110 54V55H111ZM121 54V53H120ZM119 54V55H120ZM137 54H140V52L138 53V51H137ZM197 54H198V52H197ZM72 55H73V57H72ZM83 55V54H82ZM112 55H111V57H112ZM133 55H134V53H133ZM141 55V54H140ZM140 55H138V56H140ZM145 55V54H144ZM211 55V56H210ZM246 55H248L247 57H249V58H247V60H245L246 58H245V56ZM65 56H67V57H65ZM109 56V55H108ZM108 56H106V57H108ZM131 56V55H130ZM136 55H134V57H135ZM137 56V57H138ZM171 56V55H170ZM209 56H210V58H209ZM214 56V55H213ZM63 57H65V59L63 58ZM72 57V58H71ZM117 57V56H116ZM115 57V58H116ZM119 57H121V56H119ZM132 57V56H131ZM137 57H136V59H137ZM172 58L174 57V56H171ZM176 57H175V59H176ZM190 57H188V58H190ZM55 58H56V60H55ZM66 58H67V60H66ZM87 58V57H86ZM109 58V57H108ZM113 58V57H112ZM133 58V57H132ZM131 58V59H132ZM139 58V57H138ZM150 58V57H149ZM170 58V57H169ZM213 58V57H212ZM214 58V59H215ZM245 58V59H244ZM21 59H23V60H21ZM36 59V58H35ZM74 59V60H73ZM111 59V58H110ZM109 59V60H110ZM117 59V58H116ZM124 59V58H123ZM127 60H128V58H126ZM130 59V60H131ZM135 59V60H136ZM176 59V60H177ZM195 59H196V57H195ZM195 59H193V60H195ZM209 59H210V61L212 62V64L210 63V61H209ZM213 59V60H214ZM47 60V59H46ZM50 60V59H49ZM62 60V62H59V61H61ZM71 60H73L72 62H71ZM108 60V61H109ZM113 60V59H112ZM120 60V59H119ZM134 60V61H135ZM137 60H139V59H137ZM140 60H141V57H140ZM176 60H175V62H176ZM177 60V61H178ZM185 60V59H184ZM45 61V60H44ZM43 61V62H44ZM63 61H65V63L63 62ZM107 61V60H106ZM111 61V60H110ZM149 61V60H148ZM173 61V60H172ZM188 61H189V59H188ZM187 61V62H188ZM197 61V60H196ZM22 62V63H21ZM36 62V61H35ZM48 62V61H47ZM78 62V61H77ZM76 62V63H77ZM182 62V61H181ZM186 62V61H185ZM192 62V61H191ZM198 62V61H197ZM19 63H21V65L19 64ZM45 63V62H44ZM58 63H61V64H58ZM80 63V62H79ZM79 63H77V64H79ZM99 63V62H98ZM101 63V62H100ZM112 63V62H111ZM135 63V62H134ZM138 63V62H137ZM64 66H63V65ZM81 64L82 63H80V66H81ZM84 64V63H83ZM127 64V63H126ZM133 64V63H132ZM165 64V63H164ZM179 64V63H178ZM60 65H62V67L60 66ZM106 65V64H105ZM117 65H119V64H117ZM183 65V64H182ZM71 66H69L70 68H68L69 70L71 69ZM75 66H76V64H75ZM80 66H79V68H80ZM91 66V65H90ZM93 66V65H92ZM98 66H100L99 64H98ZM110 66V65H109ZM112 66V65H111ZM134 66H136L135 64H134ZM144 66H146V65H144ZM179 66V65H178ZM209 66V67H208ZM84 67V66H83ZM96 67V66H95ZM102 67V66H101ZM115 67V66H114ZM114 67H113V69H114ZM188 67H190V66H188ZM209 69H208V68ZM211 67V68H210ZM63 68H62V70H63ZM75 68V67H74ZM71 69V71H77V67H76V69ZM78 68V70H80ZM104 67H102L101 69H103ZM107 68H109V67H107ZM136 68V67H135ZM141 68H143V67H141ZM140 68V69H141ZM68 69H67V71H68ZM90 69V68H89ZM98 69V68H97ZM109 69H111V68H109ZM126 69V68H125ZM145 69V68H144ZM18 70V71H17ZM85 70V69H84ZM104 70V69H103ZM112 70V69H111ZM127 70V69H126ZM139 70V69H138ZM228 70H230V72L231 73H229V71ZM88 71V70H87ZM93 71V70H92ZM97 71V70H96ZM110 71V70H109ZM114 71V70H113ZM161 71V70H160ZM226 71V72H225ZM44 72V73H43ZM60 72V73H59ZM64 72V71H63ZM80 72V71H79ZM86 72V71H85ZM89 72V71H88ZM91 72V71H90ZM94 72V71H93ZM135 72V71H134ZM140 72V71H139ZM166 72V71H165ZM206 72V73H207ZM229 74H231L230 76L232 77V82H233V84H230L231 83V81L230 80H228V77L226 76L228 73ZM42 75V74H44L43 75V78H41V77H39V78H37L36 79V76L37 75H39L40 76V74ZM67 73V72H66ZM71 73V72H70ZM75 73V72H74ZM74 73H71L72 75L74 74ZM106 73H107V71H106ZM163 73V72H162ZM197 73H198V70H197ZM201 73H199L200 75H201ZM203 73H202V75H203ZM206 73H204V74H206ZM226 74L225 76L227 77V80H228V82H227V80L224 82V75L223 74ZM3 74V75H2ZM62 74H64V73H62ZM62 74H61V76H62ZM109 74V73H108ZM120 74V72H118V77H120L121 78V76H123V75H119ZM161 74V73H160ZM169 74V73H168ZM228 74V75H229ZM76 75H77V72H76ZM81 76H82V74H80ZM86 75V74H85ZM84 75V73H83V76H85ZM100 75V74H99ZM125 76H126V74H124ZM162 75V74H161ZM167 75V74H166ZM193 75V74H192ZM196 75L197 74H195V77H196ZM71 75L69 74V77H70ZM78 76V75H77ZM87 76V75H86ZM100 76H102V73H101V75ZM104 76V75H103ZM102 76V78H104ZM107 76V78H108V75H106ZM206 76H208L207 74H206ZM205 76V77H206ZM219 76H221V77H219ZM38 77V76H37ZM63 77V76H62ZM62 77H61V79H60V81L61 80H63L62 79ZM67 77V76H66ZM65 77V78H66ZM69 77H67V79L69 78ZM72 77V76H71ZM70 77V78H71ZM76 77V76H75ZM80 77V76H79ZM93 77V76H92ZM127 77V76H126ZM158 77V76H157ZM201 79H202V81H201V79L199 80V81H201V82H199L200 84V87H201V84H202V86H203V83H204V77H202V76H199ZM160 78H164V77H160ZM171 78V77H170ZM204 78V79H203ZM223 78V79H222ZM115 79V78H114ZM127 79H128V77H127ZM126 79V80H127ZM177 79V78H176ZM210 78H208V80H209ZM81 80H83V79H81ZM107 80V82L104 84V85H108V79H106ZM109 80H110V78H109ZM122 80V79H121ZM164 80V79H163ZM163 80H161V81H163ZM166 80V79H165ZM170 80V79H169ZM198 80H196V81H198ZM206 80V79H205ZM64 81V80H63ZM65 81H66V79H65ZM64 81V82H65ZM77 81H78V79H77ZM84 81V80H83ZM123 81H125V79L123 80ZM123 81H121V82H123ZM168 81V80H167ZM167 81H165V82H167ZM178 81V80H177ZM195 81V82H196ZM218 81V80H217ZM217 81H214V83L215 82H217ZM230 81V82H229ZM93 82V81H92ZM129 82V81H128ZM194 82V83H195ZM207 82H209V81H207ZM219 82V81H218ZM218 82H217V84H218ZM257 82L259 83V84H257ZM62 83L63 82H61V85H62ZM82 83V82H81ZM101 83H103V80L101 79ZM126 83V82H125ZM197 83V82H196ZM195 83V84H196ZM213 83V84H214ZM79 84V83H78ZM110 84V83H109ZM120 84V83H119ZM119 84H117V85H119ZM131 84V83H130ZM166 84V83H165ZM210 84V83H209ZM209 84H207V87L209 88V87H213V85H209ZM262 84H264V82L262 83ZM123 85V84H122ZM125 85V84H124ZM127 85V84H126ZM126 85L125 86H123L124 88L126 87ZM160 85H163V84H160ZM159 85V86H160ZM199 85H197L198 87H199ZM219 85V84H218ZM217 85V86H218ZM232 85V86H231ZM234 85V86H235ZM63 86V85H62ZM109 86V85H108ZM106 87V88H110V87ZM163 86H165V85H163ZM169 87H170V85H168ZM167 86V87H168ZM235 86V87H236ZM64 87V86H63ZM103 87V86H102ZM122 87V86H121ZM156 87V86H155ZM167 87H166V90H167ZM171 87H172V85H171ZM170 87V88H171ZM199 87V88H200ZM216 87V84H215V86L213 87L214 89H216L215 88ZM86 88V87H85ZM91 88V87H90ZM174 88V87H173ZM182 88V87H181ZM206 88V87H205ZM221 88V89H220ZM234 88V87H233ZM242 88V89H241ZM244 88V89H243ZM72 89H73V87H72ZM153 89V88H152ZM156 89V88H155ZM160 89V88H159ZM180 89V88H179ZM196 89V88H195ZM207 89V88H206ZM210 89V88H209ZM212 89V88H211ZM211 89H210V91H211ZM88 90V89H87ZM91 90V89H90ZM109 90V89H108ZM157 90V89H156ZM185 90V89H184ZM191 90V89H190ZM213 90V89H212ZM238 90V89H237ZM51 93H50V92ZM148 91V90H147ZM165 91V90H164ZM202 91V90H201ZM209 91V92H210ZM214 91V90H213ZM213 91H211V92H213ZM217 89L215 90V93H217ZM244 91H242V92H244ZM46 92H49V93H46ZM92 92V91H91ZM153 92V91H152ZM158 92H159V90H158ZM182 92V91H181ZM180 92V93H181ZM186 92V91H185ZM198 92H200V91H198ZM220 92H222V91H220ZM238 92L240 93V91L238 90ZM241 92V93H242ZM66 93H67V91H66ZM76 93V92H75ZM107 93V92H106ZM160 93V92H159ZM158 93V95H157V97L158 96H160V94ZM165 93H169V92H165ZM188 93V92H187ZM201 93V92H200ZM215 93H214V95H215ZM218 93H219V91H218ZM217 93V94H218ZM235 93V92H234ZM48 95L49 97H51V98H47L46 97V99H44L43 100V102L41 103L43 106L42 107H40L41 106V104L40 103H38V100H40L41 98H42V96H45V95ZM50 94V95H49ZM63 94V95H62ZM156 94V93H155ZM174 94V93H173ZM208 94V93H207ZM223 94L224 93H222V95H221V93H219L218 94V96H216L215 95V97H216V99H214V98H212V97H210V98H212V99H214V100H216V101H212V102H214L213 104L215 105V102H216V104L217 103H219V104H217V106H215L216 108L218 107L219 109L218 110H216V109H214V107L213 106H208L209 108H207V106H206V103H204L205 104V108H207L209 111H211V112H209L210 113V120L207 122L206 121V119H205V123H207V127L209 128V129H213V131L215 130V127H212V126H216V129L218 128V129H220V127L222 126L221 124L219 125L218 123H220V122H216L215 124H214V122L212 121V114L211 113H214V112H216V111H218V112H216V113H218L219 115H221V116H228V113L230 114V115H232V113L233 112H231L232 110H229L228 111V109H230V106H228V105H230V104H228V103H230V102H227V98H225V96H223ZM238 94V93H237ZM243 94V93H242ZM64 95H65V97H64ZM68 95V94H67ZM110 95V94H109ZM166 95V94H165ZM180 95V94H179ZM209 95V94H208ZM211 95V94H210ZM221 95V96H220ZM225 95H227V94H225ZM245 95V94H244ZM243 95V96H244ZM12 96V97H11ZM13 96H14V101L15 102H18L20 105H19V107L20 108H14L15 106H14V104L12 103V98H13ZM73 96H75L76 97V95H73ZM106 96V95H105ZM111 96H112V94H111ZM111 96H109V97H111ZM119 96V95H118ZM138 96V95H137ZM185 96V95H184ZM240 96V95H239ZM103 97V96H102ZM102 97H101V99H102ZM146 97V96H145ZM144 97V98H145ZM156 97V96H155ZM162 97V96H161ZM169 97V95L167 96V98ZM181 97V96H180ZM191 97H193V96H191ZM234 97H235V95H234ZM237 97V96H236ZM11 98V99H10ZM80 97L78 96V99H79ZM115 98V96L113 97V99ZM166 98V97H165ZM164 98V99H165ZM186 98V97H185ZM184 98V99H185ZM65 99H66V101H65ZM82 99V98H81ZM104 99V98H103ZM102 99V100H103ZM110 99H112V98H110ZM147 99H149V98H147ZM163 99V100H164ZM171 99V98H170ZM184 99H183V101H184ZM204 99V98H203ZM228 99H230V98H228ZM240 99H241V97H240ZM244 99V98H243ZM86 100V99H85ZM102 100H100V101H102ZM109 99H108V97H107V101H108ZM126 100V99H125ZM158 100V99H157ZM160 100H161V98H160ZM168 100H169V98H168ZM195 100V99H194ZM231 100H236V99H231ZM238 100V99H237ZM78 101V100H77ZM82 101V100H81ZM80 101V102H81ZM106 101V100H105ZM113 101V100H112ZM117 101H119V99H117ZM117 101L115 100V101H113L112 102V104L114 103V102H116L115 104L117 105V107L118 106H125V104H123V103H125V101L124 100H122L121 102H123L122 104H121V102H120V104L121 105H119V103L117 104ZM126 101H128V100H126ZM143 101V100H142ZM162 101V100H161ZM165 101V100H164ZM182 101V102H183ZM188 101V100H187ZM191 101V100H190ZM39 102H41V101H39ZM79 102V103H80ZM85 102V101H84ZM129 102V101H128ZM131 102V101H130ZM130 102H129V104H130ZM148 102V101H147ZM195 103V101H192V103ZM204 102V101H203ZM227 102V103H226ZM236 102V101H235ZM240 102V101H239ZM238 102V105L240 104H242V103H239ZM44 103V104H43ZM78 103V102H77ZM87 103V102H86ZM92 103V102H91ZM106 103V102H105ZM141 103H143V102H141ZM167 103V102H166ZM190 102H186V104L188 105ZM200 103H202V101H200ZM208 103H210L211 104V101L210 102H208ZM81 104V103H80ZM89 104V103H88ZM101 104V106L99 107V108H101L102 107V105L104 104V102L103 103H100ZM108 104H109V102H108ZM129 104H128V106H129ZM131 104H133V103H131ZM160 104V103H159ZM162 104H163V101H162ZM183 104V103H182ZM226 104H228V105H226ZM106 105L107 104H105V105H103L104 107L103 108H101L103 111L101 112V114L102 113H104L103 114V116H105V117H107L108 115H111V113L112 112H110L109 113V110L106 108ZM110 105V104H109ZM140 105V104H139ZM146 105H148V103L146 104ZM151 105V104H150ZM150 105H148V106H150ZM186 105V106H187ZM198 104L196 103V106H197ZM17 106H18V104H17ZM16 106V107H17ZM80 106V105H79ZM112 106V105H111ZM114 106L115 105H113V108H114ZM142 106V105H141ZM152 106V105H151ZM164 106H166V105H164ZM183 106V105H182ZM201 106V105H200ZM116 107V106H115ZM129 107H131V106H129ZM133 107V106H132ZM135 107V106H134ZM133 107V108H134ZM144 107V106H143ZM167 107V106H166ZM188 107V106H187ZM198 107H199V105L196 107V110L198 109ZM211 107L214 109V110H216V111H214L213 109H211ZM240 107V106H239ZM247 107V108H246ZM106 108V109H105ZM110 108V107H109ZM124 108V107H123ZM128 108V107H127ZM127 108H124V110L125 109H127ZM181 108V107H180ZM18 109V110H17ZM82 109V108H81ZM122 109V108H121ZM129 109H131V108H129ZM137 109V108H136ZM135 109V110H136ZM140 109V108H139ZM138 109V110H139ZM155 109V108H154ZM200 109V108H199ZM198 109V110H199ZM202 109H204L203 108V106H202ZM112 110V109H111ZM110 110V111H111ZM123 110V111H124ZM140 110H142V109H140ZM147 110V109H146ZM177 110V109H176ZM195 110V111H196ZM213 110V111H212ZM80 111V110H79ZM107 111V112H106ZM114 111V110H113ZM118 111H119V109H118ZM132 111V109L129 111V112H131ZM148 111V110H147ZM152 111H153V109H152ZM169 111V110H168ZM67 112V113H66ZM117 112V111H116ZM116 112H114V113H116ZM120 112V111H119ZM125 112H127V111H125ZM128 112V113H129ZM136 111H134V113L133 112H131L132 114H135L136 115V113H135ZM197 112V111H196ZM200 112V111H199ZM85 113V112H84ZM124 113V112H123ZM139 113V112H138ZM141 113V112H140ZM143 113H144V111H143ZM143 113H141V114H143ZM148 113V112H147ZM155 112H153L152 114H154ZM175 112H173V115H175L174 114ZM200 113H202V111L200 112ZM199 113V114H200ZM206 112H204V114H205ZM208 113V112H207ZM207 113H206V116H207ZM208 113V114H209ZM48 114V115H47ZM68 114V115H69ZM80 114V113H79ZM118 114V113H117ZM158 114V113H157ZM199 114H197V115H199ZM217 114V115H218ZM16 115V116H15ZM19 115V116H20ZM33 115V116H32ZM45 115H47L46 117H44ZM81 115V114H80ZM84 115H86V114H84ZM107 115V116H106ZM113 115V114H112ZM111 115V116H112ZM124 115V114H123ZM127 115V114H126ZM130 115V114H129ZM144 115H145V113H144ZM178 115H179V113H178ZM196 115V116H197ZM111 116H110V118H111ZM114 116V115H113ZM156 116V115H155ZM167 117H168V115H166ZM201 116V115H200ZM206 116H205V118H206ZM233 116V117H234ZM18 117V116H17ZM67 117H69V116H67ZM86 117V116H85ZM101 117H102V115H101ZM115 117H117V116H115ZM136 117V116H135ZM144 117V116H143ZM148 117V116H147ZM152 117V116H151ZM174 117V116H173ZM203 117V116H202ZM208 117H209V115H208ZM109 118V117H108ZM130 118V117H129ZM134 118V117H133ZM204 118V117H203ZM5 119V120H4ZM16 119V118H15ZM14 119V120H15ZM18 119H20V117L19 118H17L16 120H18ZM75 119V118H74ZM73 119V120H74ZM102 119H105V118H102ZM113 119V118H112ZM135 119V118H134ZM167 119H169V118H167ZM172 119V118H171ZM262 119H264V118H262ZM33 120V121H32ZM51 120V119H50ZM56 120V119H55ZM63 120H65V119H63ZM62 120V122H64ZM79 120V119H78ZM117 120V119H116ZM119 120H120V118H119ZM145 120V119H144ZM150 120V119H149ZM170 120V119H169ZM203 121H204V119H202ZM239 120V121H238ZM5 121V122H4ZM23 121V120H22ZM28 121V122H27ZM29 121H31V122H29ZM84 121V120H83ZM103 121V120H102ZM109 121V120H108ZM111 121V120H110ZM110 121H109V123H110ZM121 121V120H120ZM119 121V122H120ZM133 121V120H132ZM166 121V120H165ZM171 121V120H170ZM174 121V120H173ZM172 121V122H173ZM175 121H176V119H175ZM196 121H198V120H196ZM201 121V120H200ZM3 122V123H2ZM12 122V124L10 125V127H11V130H12V128H16V131L20 128V127H18V125L16 126L15 125V122L14 121H11ZM19 122H20V120H19ZM66 123L68 122V121H65ZM71 123H72V121H70ZM69 122V124H71ZM107 122V121H106ZM112 122V121H111ZM115 122V123H114ZM113 122V124H115L114 125V128H115V126H116V121H114ZM127 122V121H126ZM137 122V121H136ZM210 122V123H209ZM18 123V122H17ZM49 123V122H48ZM75 123V122H74ZM123 123V122H122ZM166 123V122H165ZM201 123H204V122H201ZM201 123H199V124H201ZM211 123H212V125H211ZM264 123V122H263ZM263 123H261V124H263ZM2 124V125H1ZM7 124H9L8 122H7ZM6 124V125H7ZM19 124V123H18ZM21 124H23V123H20V125ZM32 124V125H31ZM52 124H53V122H52ZM65 124V123H64ZM105 124V123H104ZM108 124V123H107ZM113 124H109L110 125V127H112V128H109V129H112L113 130V126H111V125H113ZM125 124V123H124ZM139 124H141V123H139ZM149 124V123H148ZM214 124V125H213ZM217 124V125H216ZM234 124V123H233ZM252 124V125H251ZM62 125V124H61ZM119 125V124H118ZM126 125V124H125ZM161 125V124H160ZM163 125H165V124H163ZM204 125V124H203ZM206 125V124H205ZM218 125H219V127H218ZM224 125H227L228 126V124H223V126ZM239 125V124H238ZM242 125V124H241ZM241 125H239L238 127L239 128H241L240 126ZM249 125L247 126V127H249ZM253 125V126H254ZM65 126V125H64ZM70 126V125H69ZM108 126V125H107ZM122 126V125H121ZM134 126V125H133ZM169 126V125H168ZM168 126H167V128H168ZM210 126V127H209ZM226 126V127H227ZM10 127H8V128H10ZM45 127V126H44ZM67 127V126H66ZM65 127V128H66ZM144 127V126H143ZM200 126H198V128H199ZM237 127V126H236ZM235 127V128H236ZM4 127H2V129H3ZM26 128V127H25ZM63 129H65L64 127H62ZM69 128H72V126L71 127H69ZM103 127H101V129H102ZM107 128V127H106ZM117 128V127H116ZM126 128V127H125ZM167 128H165V129H167ZM198 128H197V130H198ZM201 128V127H200ZM203 128H205L206 129V127H203ZM207 128V129H208ZM222 128V127H221ZM246 128V127H245ZM1 129V128H0ZM58 129V128H57ZM78 129H79V127H78ZM81 129H82V127H81ZM84 129V128H83ZM121 129V128H120ZM135 129H136V127H135ZM137 129H138V127H137ZM139 129H141L140 131H142L144 128H139ZM150 129V128H149ZM205 129H203V130H205ZM209 129H208V134H209V132L211 131H209ZM224 129L226 130V128L224 127ZM228 129L230 130V128L228 127ZM238 129V128H237ZM236 129V130H237ZM248 129V128H247ZM260 129V128H259ZM67 130H68V127L66 128V132H65V135L64 136H66V133H67ZM84 130H86V129H84ZM107 130H108V128H107ZM115 131H116V133H117V130L116 129H114ZM148 130V129H147ZM164 130V129H163ZM221 130H223V128L221 129ZM220 130V131H221ZM225 130H223V131H225ZM239 130V129H238ZM241 130V131H240ZM239 131L241 132L240 134H239V131H238V133H237V135L239 134V136L238 137H240L241 138V141H239V142H242V139H244V142H245V139L247 138L246 136H245V134H247V133H245V131L247 132V130L246 129H243V130H245V131H243L242 129H240ZM250 130L252 131L253 130V127H252V129L250 128ZM250 130H248V131H250ZM254 130H256L255 132V134H257V129H254ZM3 131V130H2ZM5 131H7V129L5 130ZM32 131V130H31ZM44 131V130H43ZM42 131V132H43ZM63 131H65V130H63ZM71 131V130H70ZM82 131V130H81ZM102 131V130H101ZM111 131V130H110ZM110 131H108V133H111L112 134V132H110ZM121 131V130H120ZM124 131V130H123ZM127 131V130H126ZM139 131V133L141 134H139L138 133V131H136V133H138L140 136H142V135H144V136H142L143 137V139H144V137H145V131L144 132H140ZM151 131V130H150ZM188 131V130H187ZM206 131V130H205ZM205 131H202V128H201V133L202 132H205ZM217 131H219V130H217ZM223 131H222V133H223ZM250 131V132H251ZM260 131V130H259ZM263 131H264V129H263ZM28 132L29 133H32V132H30L29 130H28ZM28 132H27V134H28ZM44 132H46V131H44ZM79 132V131H78ZM90 132V131H89ZM107 132V131H106ZM122 132V131H121ZM127 132H129V131H127ZM149 132V131H148ZM166 132V131H165ZM170 132V131H169ZM192 132H193V135H194V131L192 130ZM229 132V131H228ZM52 133V132H51ZM76 133V132H75ZM112 134V135H116L114 138L115 139H113V141H112V139L110 138V140L112 141V143L111 144H113V146L116 148V149H118V147H119V149H121V150H126V152L127 153H129L128 154V156H127V159H124V164L126 165V161H127V163H128V157H133L132 155L133 154H130V152H132V151H130V148L132 147V143L130 142L131 140H133L134 138L132 137L131 138V136H130V140H127V139H125L123 136H122V134H121V136H122V138H120L119 136H120V133H119V136H117V134ZM126 133V132H125ZM150 133V132H149ZM190 133V132H189ZM188 133V134H189ZM197 133V132H196ZM195 133V135H197L196 137H198V136H200V137H204V136H201V135H198V134H196ZM219 133V132H218ZM221 133V134H222ZM236 133V132H235ZM251 133H253V135L251 134ZM251 133H249L250 135H252V136H250V137H253L255 134H254V132H251ZM24 134V133H23ZM25 134H26V132H25ZM34 134V133H33ZM32 134V135H33ZM59 134H61V133H59ZM72 134V133H71ZM71 134H69V135H71ZM89 134V133H88ZM105 134V133H104ZM110 134V135H111ZM124 134V133H123ZM224 135H226L225 134V132L223 133ZM231 134V133H230ZM22 135V134H21ZM35 135V134H34ZM68 135V134H67ZM107 135H109V134H107ZM129 135V134H128ZM138 135V139H137V141L139 140V136ZM146 135H147V133H146ZM162 135V134H161ZM210 135V134H209ZM236 135V136H237ZM4 136V135H3ZM9 136V135H8ZM17 136H19V135H17ZM26 136V138H27V136H29L30 137V135H24V137ZM38 136V135H37ZM51 136V135H50ZM64 136H62L63 138V140L64 141H58V140H56V141H54L55 143H53V142H51V143H53V145L52 146H58V147H60V148H62L61 146H66L67 147V149H69L73 144H75V147L76 146H78V148L77 149H79V148H81L80 146H81V143L83 142H78L77 140H75L76 138H74L73 140L74 141H69V139L66 141L65 140V138H64ZM75 136V135H74ZM102 136V135H101ZM166 136V135H165ZM186 136H188V135H186ZM190 136V135H189ZM192 136V135H191ZM207 136V135H206ZM220 136H222V135H220ZM231 136V135H230ZM229 136V137H230ZM236 136H232V138H234V137H236ZM12 137V136H11ZM20 137H22V136H20ZM35 137H36V135H35ZM59 137H61V135L59 136ZM58 137V138H59ZM69 137V136H68ZM103 137V136H102ZM101 137V138H102ZM110 137H112V136H110ZM119 137V138H118ZM128 137V136H127ZM135 137H137V135L135 136ZM142 137H140V138H142ZM195 137V136H194ZM223 137H225L226 138V136H223ZM245 137V138H244ZM256 137V136H255ZM255 137H254V139H255ZM25 138V139H26ZM33 138H34V136H33ZM32 138V139H33ZM57 138V139H58ZM113 138V137H112ZM168 138V137H167ZM211 138V137H210ZM209 138V139H210ZM222 138V137H221ZM219 139V140H222V139ZM231 138V139H232ZM257 138V137H256ZM7 139H9V138H7ZM28 139V138H27ZM39 139V138H38ZM45 139V138H44ZM84 139V138H83ZM109 139V138H108ZM118 139H119V141H118ZM191 139V138H190ZM192 139H193V137H192ZM200 138H198L197 140H194L193 142H194V144L192 143H190L192 146H189V147H191V151L193 150L194 151V149L195 148H198V146L199 147H201L202 148V144H200V143H202L200 140H199ZM206 139V138H205ZM228 139V138H227ZM239 139V138H238ZM253 138H251V139H249V142H250V140L252 141H254V143H255V141L256 140H254ZM10 140V139H9ZM24 140V139H23ZM29 141H30V139H28ZM34 140V139H33ZM41 140H42V137H41ZM50 140V139H49ZM55 140V139H54ZM80 140V139H79ZM82 140V139H81ZM80 140V141H81ZM102 139H100V141H101ZM123 141L124 140V143L122 142H120V141ZM146 140V139H145ZM150 140V139H149ZM258 140V139H257ZM21 141V140H20ZM26 141V140H25ZM43 141V140H42ZM58 141V142H57ZM99 141V142H100ZM129 141V142H128ZM135 141V140H134ZM136 141V142H137ZM140 141H141V139H140ZM143 141V140H142ZM187 141V140H186ZM189 142H190V140H188ZM192 141V140H191ZM214 141V140H213ZM218 141V140H217ZM253 141H252V143H253ZM11 142V141H10ZM13 142V141H12ZM45 142V141H44ZM70 142H72V144H70ZM121 144H120V143ZM199 142V143H198ZM219 142V141H218ZM224 142V143H223ZM226 140L225 139H223L222 140V144L221 143H219L218 144V146H215V150H216V152H214V149L212 148V147H210L212 150L211 151H213L214 153H215V156H214V154L212 153V159L214 158V157H216V155L218 154L220 157H218V155H217V157L216 158H219L218 160L219 161H217L216 159H214V162H211L212 163V165L213 166H215L217 163L219 164H217V166H215V167H218V169L216 168V169H214V171H213V168H215V167H212V165H209V166H211L212 167V176L216 179L215 180V182H214V180H213V182L212 183H214V185H215V183L217 182H219L220 184H222L223 185V187H224V185H225V190H227L226 188H228V187H230V186H228V184L230 183V181L229 180H227L226 181V178H228V176H227V174H229V178H231L232 176H237V177H239L240 179H239V181L241 180V181H243L242 180V176H245V178H246V176H247V178H248V176H253L254 177V179L256 178L255 176H257V173H259V175L258 176H260V173L262 174V176L264 175V163L262 164V165H260V166H262L263 168H261L260 169V166L259 167H256V169L258 170V168L260 169V171H255L256 173H254L253 172V170H251V169H248L247 167V169L245 168V167H241L242 169H243V171H237L238 169H237V167H240V166H235L236 167V171H234L233 169H231L232 168V163L234 162H232L231 160H234V158H235V161H236V157H234L236 154H238V152H235L236 154L233 156L232 154H231V148H229V143L228 142H226ZM243 142V143H244ZM246 142H248V140L246 139ZM259 141H257V143H258ZM70 144V147L68 146V144ZM98 143V142H97ZM103 143V142H102ZM137 143H139V142H137ZM145 143V142H144ZM144 143H141V144H144ZM147 143H148V140H147ZM261 143V142H260ZM13 144V143H12ZM104 144H106V143H104ZM123 144V145H122ZM134 144V143H133ZM189 144V145H190ZM249 144V143H248ZM247 144V145H248ZM50 145V146H51ZM80 145V146H79ZM127 145L130 147V145H131V147L129 148V150H127L128 148H127ZM135 145V144H134ZM137 145V144H136ZM147 145V144H146ZM145 145V146H146ZM194 145V146H193ZM206 145V144H205ZM251 145L252 144H250V147H251ZM258 144H256V146H257ZM1 146V145H0ZM51 146V147H52ZM120 146H122V147H120ZM185 146V145H184ZM245 147H246V145H244ZM253 146V145H252ZM27 147V146H26ZM49 147V146H48ZM57 147V148H58ZM65 147V148H66ZM74 146L72 147V148H75ZM82 147H83V145H82ZM134 147V146H133ZM183 147V146H182ZM249 147V146H248ZM28 148V147H27ZM26 148V149H27ZM56 148V149H57ZM148 148V147H147ZM193 148V149H192ZM200 148V149H201ZM207 148V147H206ZM209 148V149H210ZM24 149V148H23ZM22 149V150H23ZM76 149V148H75ZM83 149V148H82ZM180 149H182V148H180ZM200 149H198V152H202V149H201V151H200ZM204 149V148H203ZM248 149V148H247ZM28 150V149H27ZM42 150H44V149H42ZM55 151V149L52 147V151ZM123 150V151H124ZM185 150V149H184ZM189 150V149H188ZM47 151V150H46ZM76 151V150H75ZM117 151V150H116ZM119 151V150H118ZM129 151V152H128ZM141 151H143L142 149H141ZM189 152L190 154H194L195 155V152H197V151H194V153H192V152ZM208 151V150H207ZM210 151V152H211ZM40 152H41V150H40ZM39 152V153H40ZM60 152V151H59ZM78 152V151H77ZM125 152V153H126ZM134 152V151H133ZM172 152V151H171ZM178 152V151H177ZM176 152V153H177ZM185 152V151H184ZM198 152H197V154H198ZM240 152V151H239ZM53 153V152H52ZM69 153V152H68ZM86 153V152H85ZM119 153V152H118ZM123 153V152H122ZM126 153V154H127ZM135 153V152H134ZM169 153V152H168ZM174 153V152H173ZM181 152H179V154H180ZM188 153V152H187ZM186 153V156L187 155H189V153L187 154ZM241 153V152H240ZM239 153V154H240ZM87 154V153H86ZM170 154V153H169ZM183 154V153H182ZM182 154H180V155H182ZM201 154V153H200ZM206 154H207V152H206ZM209 154V153H208ZM1 155V154H0ZM15 155V154H14ZM24 155H25V153H24ZM125 155V154H124ZM130 155V156H129ZM136 155V154H135ZM204 155V154H203ZM231 155H232V157H231ZM12 156V155H11ZM125 156V157H126ZM167 156V155H166ZM170 156V155H169ZM176 156V155H175ZM178 156L179 155H177V158H178ZM183 156V155H182ZM181 156V157H182ZM197 156V155H196ZM202 156V155H201ZM204 156H206V155H204ZM214 156V157H213ZM7 157V156H6ZM117 157V156H116ZM124 157V158H125ZM192 157H194V156H192ZM206 157H208V156H206ZM211 157V156H210ZM234 157V158H233ZM240 158H242V156H239ZM238 157V158H239ZM27 158V157H26ZM30 158V157H29ZM105 158L106 157H104V163H106L105 162ZM118 158H120V157H118ZM200 158V157H199ZM203 158V157H202ZM232 158V159H231ZM114 159V158H113ZM170 159H171V157H170ZM229 159V161L231 162V164H226V162H229V161H226V160H228ZM231 159V160H230ZM243 159V158H242ZM3 160V159H2ZM5 160V159H4ZM110 160V159H109ZM118 160H120V159H118ZM126 160V161H125ZM130 160H132V158L130 159ZM135 160V159H134ZM174 160H175V157H174ZM197 160V159H196ZM195 160V161H196ZM203 160V159H202ZM205 160H206V158H205ZM215 160L217 161V162H215ZM1 161V160H0ZM101 161V160H100ZM172 161V160H171ZM175 161H178L177 159L175 160ZM183 161V160H182ZM193 161V160H192ZM211 161H213V160H211ZM238 161H240V160H238ZM1 162H3V161H1ZM5 162H7V161H5ZM31 162V161H30ZM70 163H71V161H69ZM77 162V161H76ZM109 162V161H108ZM119 162V161H118ZM229 162V163H230ZM237 162V161H236ZM36 163V162H35ZM63 163V162H62ZM61 163V164H62ZM67 163V162H66ZM73 163V162H72ZM75 163V162H74ZM134 163V162H133ZM189 163H191V161H189ZM198 163H200V162H198ZM204 163H205V161H204ZM206 163H207V160H206ZM215 163V164H214ZM238 163V162H237ZM240 163V162H239ZM244 163V162H243ZM249 163V162H248ZM4 164H6L7 165V163H4ZM60 164V165H61ZM115 164H117L116 162H115ZM120 164V163H119ZM122 164V163H121ZM131 164V163H130ZM183 164H185L184 162H183ZM210 164V163H209ZM220 164L221 165H224L225 166V169L227 168L226 166H228V167H231L230 169L228 168V169H226V170H224V172H222V173H217V170L218 171H220V169H222L221 171H223V169H224V167L222 168V167H220ZM247 163L245 162V165H246ZM10 165V164H9ZM16 165V164H15ZM33 165V164H32ZM67 165V164H66ZM72 165H74V164H71V166ZM110 164H108V166H109ZM133 165H135V163L133 164ZM132 165V166H133ZM174 165V164H173ZM182 165V164H181ZM192 165H193V163H192ZM200 165V164H199ZM205 165H208V164H205ZM230 165H232V166H230ZM234 165H237V164H235L234 163ZM243 165V164H242ZM250 166H251V163L249 164ZM249 165H246V166H249ZM18 166H20V165H18ZM17 166V167H18ZM77 166V165H76ZM117 166V165H116ZM188 166V165H187ZM187 166H185L187 169H188V167ZM198 166V165H197ZM209 166H207L206 168H204V170L205 169H207V170H205V172L207 171V172H210L209 170H208V168H209ZM250 166H249V168H250ZM257 166V165H256ZM23 167V166H22ZM42 167V166H41ZM67 167V166H66ZM74 167V166H73ZM211 167H210V170H211ZM235 167H233V168H235ZM255 167V166H254ZM37 168V167H36ZM68 168V167H67ZM127 168L129 169V163L127 164ZM194 168H197V167H194ZM252 168V167H251ZM12 169V168H11ZM18 169V168H17ZM21 169V168H20ZM27 169V168H26ZM39 169V168H38ZM117 169H118V167H117ZM116 169V170H117ZM132 169L133 170H136L135 168H133L132 167ZM179 169V168H178ZM253 169H255V168H253ZM7 170V169H6ZM35 170V169H34ZM57 170V169H56ZM68 170V169H67ZM121 171H122V169H120ZM194 170H196V169H194ZM199 170H200V167H199ZM215 170H216V172H215ZM232 170L234 171L233 173H231L232 172ZM1 171V170H0ZM18 171H19V169H18ZM32 171V170H31ZM40 171V170H39ZM39 171H37L38 172V174H39ZM61 171V170H60ZM73 171V170H72ZM98 171V170H97ZM120 171V172H121ZM126 171H127V169H126ZM129 171V170H128ZM187 171V170H186ZM220 171V172H221ZM68 172V171H67ZM67 172H65V173H67ZM118 173H120L119 171H117ZM138 172V171H137ZM188 172H190L189 171V169H188ZM211 172H210V174L209 173H207L208 175H210L211 176ZM215 172V173H214ZM1 173V172H0ZM6 173V172H5ZM29 173H30V171H29ZM33 173V172H32ZM41 173V172H40ZM79 173V172H78ZM84 173V172H83ZM95 173V172H94ZM117 173V174H118ZM135 173V172H134ZM133 173V174H134ZM250 173V174H249ZM251 173H253V174H251ZM2 174V173H1ZM0 174V175H1ZM37 174V173H36ZM34 175V177L32 178L31 176H29V174H28V178H29V180L30 181H34L35 179L34 178H36L37 179V181L35 180V182H38V183H40V181H41V183L43 182V181H45V179H47V184H46V181L44 182L46 185V189L48 188L47 187V185L50 183L51 185H52V183L54 182V181H52L50 178L52 177V176H50L49 177V175H47V176H45V174L43 173L42 175V177H43V179H41L42 177L41 176H39V175ZM50 174V173H49ZM86 174V173H85ZM95 174H97V172L95 173ZM110 174V173H109ZM116 174V175H117ZM123 174V172H121V174H120V176ZM132 174V173H131ZM136 174V173H135ZM138 174V173H137ZM174 174V173H173ZM180 174V173H179ZM182 174V173H181ZM203 172H202V176H203ZM31 175V174H30ZM54 175V174H53ZM56 175V174H55ZM71 175V174H70ZM123 175H125V173L123 174ZM197 175V174H196ZM207 175V176H208ZM35 176H37L38 178H40V180L37 178V177H35ZM44 176H45V179H44ZM59 176V175H58ZM64 176V175H63ZM62 176V177H63ZM85 176V175H84ZM119 175H118V177L116 178L118 181L120 180L121 181V179L123 178L124 179V177H120ZM180 176V175H179ZM198 176V175H197ZM206 175L204 176V177H207ZM231 176V177H230ZM257 176V177H258ZM2 177H3V174H2ZM60 177V176H59ZM61 177V178H62ZM69 177V176H68ZM67 177V178H68ZM93 177V178H92ZM111 177V176H110ZM116 177V176H115ZM127 177V176H126ZM130 177V176H129ZM132 177V176H131ZM151 177V176H150ZM158 177V176H157ZM160 177V176H159ZM209 177V176H208ZM253 177H250L251 178V180H253L252 178ZM6 178V177H5ZM16 178H20V176L19 177H17V175H16ZM30 178H32V179H30ZM64 178H65V176H64ZM64 178H62V179H64ZM80 178V177H79ZM84 178V177H83ZM89 178H91V179H89ZM88 178V180H87V177L85 178L88 182H93V180L95 179V177L94 176H91V177H89ZM114 178V177H113ZM119 178V179H118ZM121 178V179H120ZM179 178V177H178ZM198 178V177H197ZM212 178V177H211ZM214 178H212V179H214ZM235 178V177H234ZM262 178V177H261ZM0 179L1 180H3V178H1V176H0ZM50 179V180H49ZM52 179H53V177H52ZM59 179V178H58ZM58 179H56V180H58ZM62 179H60V180H62ZM68 179H70V178H68ZM66 180V179H64V180H66L67 182L69 181V180ZM109 179V178H108ZM127 179H128V177L127 178H125V181L124 182H122V183H124V185L125 186H128V184L126 183V182H128L129 180H130V182H131V178L130 179H128V181H127ZM135 179V178H134ZM134 179H132V184L134 185V189L135 190H133V192H137L136 194H139V193H142L143 191V189H141L142 188V186L144 187V185H142L141 184V182L143 181V179H142V181H140V184H138L139 182H136V180H135V182L133 181ZM137 179V178H136ZM152 179V178H151ZM150 179V180H151ZM155 179H157V178H155ZM177 179V178H176ZM199 179V178H198ZM237 179V178H236ZM262 179H264V178H262ZM19 180V179H18ZM54 180V179H53ZM91 180V181H90ZM95 180H97V176H96V179ZM149 180V179H148ZM194 180H196V179H194ZM204 180V179H203ZM202 180V181H203ZM249 181H250V179H248ZM256 180V179H255ZM52 181V182H51ZM70 181H71V179H70ZM83 181V180H82ZM86 181V182H87ZM100 181V180H99ZM119 181V182H120ZM123 181V180H122ZM137 181H138V179H137ZM152 181V180H151ZM157 181V180H156ZM174 181V180H173ZM177 180H175V182H176ZM209 181H210V179H209ZM231 181H234V180H232L231 179ZM236 181V180H235ZM234 181V182H235ZM65 182V181H64ZM91 182V183H92ZM113 182V181H112ZM116 182V181H115ZM158 182V181H157ZM179 182V181H178ZM195 182V181H194ZM228 182V183H227ZM233 182V183H234ZM244 182H247V181H244ZM243 182V183H244ZM253 182V181H252ZM40 183V184H41ZM66 183V182H65ZM73 183V182H72ZM95 183V182H94ZM94 183H92V185L91 186H93L94 185ZM102 183V182H101ZM107 184V186L110 184V183H107V181H104V184ZM118 183V182H117ZM126 183V184H125ZM208 182H206L205 184L208 186V188L209 189H212L213 187H211L210 185H208L207 184ZM227 183V184H226ZM237 183V181L235 182V184ZM241 183V182H240ZM248 183V182H247ZM257 183V185H256V188L258 189H256L255 188V190H254V184L252 185L251 184V182H250V185H246L245 183L244 184H242L240 187H236V185L234 186L233 184H231V185H233L234 187H232L231 186V190H233L234 191V195H235V193H236V195L238 196V201H235V202H237L236 204H233V202H232V204H231V211L233 212V214L235 215V217L234 218H237V220L238 221H242V216L244 217L245 215L244 214H246V217H247V212H249V210L251 211L250 213H252V212H254V210H253V208L255 209V211H257V212H261L262 210H264V202H263V200H262V198L260 197V195H261V193H260V195H258L256 192L257 191H261V189H259V187H258V185H259V183L258 182H256ZM7 182H3V181H0V187H1V191H0V197H3V195H4V193L2 192L3 191V188L4 187H6L7 186ZM12 184V182L11 183H9V185H11ZM17 184H19V185H17V188H16V186H15V188L18 190V188L20 187L21 189H22V186H20L21 184H20V180L18 181V183ZM36 184L37 183H35V186H36ZM43 184V183H42ZM41 184V185H42ZM49 184V185H50ZM56 184H58L57 182H56ZM55 184V185H56ZM66 184H68V183H66ZM66 184H65V186H66ZM99 184H100V182H99ZM103 184V185H104ZM105 184V185H106ZM115 184V183H114ZM131 184V185H132ZM138 184V186H137V188H138V190L140 189V191H138L135 187V185H137ZM143 184H145L144 182H143ZM155 184V182H151V184H150V186H149V188H148V195L150 196V198H147V200L148 199H150V200H148L149 201V203H150V205H151V203H154L156 200H158V203H159V201H162L163 203H161V206H162V204H163V206H162V209L164 210H162L161 208H159V207H156L155 205V207L156 208H158V209H161L160 211H162V212H165V210H167V211H171V209L172 208H175V207H172V208H170L169 207V210L167 209V208H164V205L166 204L163 200H161V198H163L164 196H162V193H160V190L158 189V186H157V189L155 188V186L157 185H154ZM31 185H32V182H31ZM31 185H30V187H31ZM33 185H34V183H33ZM33 185H32V188H34L35 190L37 189L36 187H33ZM37 185H39V184H37ZM39 185L38 186V188H39V191L42 189V188H44L45 186L44 185ZM50 185V186H51ZM72 185V184H71ZM82 185V184H81ZM118 185H121V184H119L118 183ZM123 184L121 185V187H122V190L124 189V188H128V187H125ZM132 185V186H133ZM149 185V184H148ZM147 185V186H148ZM177 185V184H176ZM195 185V184H194ZM226 185H227V187H226ZM246 186V187H244V186ZM41 186V187H40ZM50 186H49V189H50ZM53 186H54V183H53ZM61 186V185H60ZM75 186V185H74ZM100 186V185H99ZM106 186V188L109 190L110 188H112V189H114L113 187H107ZM114 186V185H113ZM132 186L131 187H129V189H131L132 188ZM140 186H141V188H140ZM146 186V185H145ZM161 186V185H160ZM178 186V185H177ZM249 186V187H248ZM252 186V187H251ZM55 187V186H54ZM58 187H59V185H58ZM69 187V186H68ZM90 187V186H89ZM102 187H104V186H102ZM118 187H120V186H118ZM117 187V188H118ZM222 187V186H221ZM223 187H222V189H223ZM253 188V189H251V188ZM11 188H13V186L11 185V187L8 189L7 188V190L9 191V190H13V189H11ZM60 188V187H59ZM179 188V187H178ZM202 188H204L203 186H202ZM207 187H205V189H206ZM261 188V187H260ZM5 190H6V188H4ZM33 189V190H34ZM45 188H44V190H42V191H47ZM55 189L57 190V186H56V188H53V190L51 189V191H53L54 193L56 192L55 191ZM69 189V188H68ZM87 189V188H86ZM162 189V188H161ZM209 189H207V190H209ZM28 190V189H27ZM27 190H26V192H27ZM29 190H31V189H29ZM33 190H32V192H33ZM85 190V189H84ZM83 190V191H84ZM98 190V189H97ZM126 190H128V189H126ZM126 190H123V191H125L124 193H123V191H121L120 190V192L121 193H123V195H125L124 197H130L129 195H136V194H131V193H133V192H131V190H130V193H129V190L126 192ZM164 190V189H163ZM162 190V191H163ZM199 190V189H198ZM214 190V189H213ZM254 190V191H253ZM11 191H10V193H11ZM19 191V190H18ZM22 191L23 190H20L17 194H21V196H22V194H23V197H24V194L25 193H22ZM37 191V190H36ZM49 191V190H48ZM58 191V190H57ZM66 191H69V190H67V188H66ZM72 191V190H71ZM112 190L110 189V192H111ZM114 191V190H113ZM118 191H119V188H118ZM118 191H116V192H118ZM161 191V192H162ZM169 191V190H168ZM188 191V190H187ZM191 190H189V192H190ZM210 191V190H209ZM15 192V191H14ZM17 192V191H16ZM24 192V191H23ZM29 192V191H28ZM27 192V193H28ZM50 192V191H49ZM58 192H60V191H58ZM70 192V191H69ZM69 192H66V193H68L69 194ZM82 192V191H81ZM87 192V191H86ZM104 192V191H103ZM109 192V193H110ZM191 192H193V190L191 191ZM227 192V191H226ZM230 192V190L228 191V193ZM5 193H7V191L5 192ZM9 193V192H8ZM48 193V192H47ZM53 193V194H54ZM71 194H72V192H70ZM102 193V192H101ZM106 193V192H105ZM108 193V192H107ZM106 193V194H107ZM113 193V192H112ZM115 193V192H114ZM119 193V192H118ZM121 193H119V194H121ZM144 193V192H143ZM172 193H173V191H172ZM204 193H206V192H204ZM209 193V192H208ZM208 193H207V195H208ZM211 193V192H210ZM209 193V194H210ZM15 194V193H14ZM30 196H32L33 194L30 192ZM42 194V193H41ZM48 194H52V193H48ZM47 194V195H48ZM58 194V193H57ZM57 194L55 195V199L53 200L52 199V197H53V195L52 196H50V195H48V196H43L42 197V199H43V203H44V207H45V210H46V213H47V217L48 218H52V219H54L55 218V213L57 212V213H59L58 215H60L59 217H57V215H56V218H60L61 217V215L63 216L65 213H66V211L64 210V209H60V207H58V205L57 204H60V203H63L61 200H63V199H58V198H56L57 197ZM82 194H83V192H82ZM98 194V193H97ZM103 194V193H102ZM169 194H171V193H169ZM174 194H175V192H174ZM202 194H203V192H202ZM226 194V193H225ZM232 194V193H231ZM264 194V193H263ZM9 195V194H8ZM11 195V194H10ZM84 196H85V193L83 194ZM110 195H111V193H110ZM110 195H108V196H110ZM141 195V194H140ZM164 195V194H163ZM190 195H193V193L191 194L190 193ZM211 195V194H210ZM218 195V194H217ZM13 196V195H12ZM15 196V195H14ZM21 196H19V197H21ZM27 196V195H26ZM26 196H25V198H26ZM30 196H29V199H25L26 201H24V203H23V206H24V208H25V206L27 207V208H29V209H31L32 210V208H33V204L35 203V201H34V203H32V201L31 200H33V199H30ZM34 196V195H33ZM63 196V195H62ZM67 196V195H66ZM83 196V197H84ZM106 196V195H105ZM167 196V195H166ZM165 196V197H166ZM175 196V195H174ZM196 196V195H195ZM263 196V195H262ZM6 197V196H5ZM11 197V196H10ZM16 197H18V195L16 196ZM35 197V196H34ZM37 197V196H36ZM44 197H45V200H44ZM68 197V196H67ZM82 197V198H83ZM89 197V196H88ZM110 197H112V195L110 196ZM116 197H117V195H116ZM119 197V196H118ZM123 197V196H122ZM124 197H123V199H124ZM134 197V196H133ZM139 197H141V196H139ZM168 197V196H167ZM209 197V196H208ZM232 197V196H231ZM233 197H236V196H233ZM261 199H260V198ZM28 198V197H27ZM32 198V197H31ZM39 198V197H38ZM46 198H47V200H46ZM52 199L51 201L49 200L48 201V199ZM61 198V197H60ZM99 198V197H98ZM103 198H104V196H103ZM109 198V197H108ZM113 198H114V200H116L117 201V199L118 198H116L115 199V196H113ZM132 198V197H131ZM143 198V197H142ZM212 198V197H211ZM214 198V197H213ZM263 198H264V196H263ZM5 199V198H4ZM3 199V200H4ZM10 199V198H9ZM8 199V200H9ZM70 199V198H69ZM122 199V198H121ZM128 198H126L125 200H127ZM130 199V198H129ZM128 199V200H129ZM143 199H145V198H143ZM142 199V200H143ZM155 199V200H154ZM166 199V198H165ZM215 199V198H214ZM231 199H233V198H231ZM11 200V199H10ZM9 200V201H10ZM16 200H21V199H16ZM29 200V201H28ZM41 200V199H40ZM61 202H60V201ZM172 200V199H171ZM217 200H219L218 198H217ZM65 201V200H64ZM138 201V200H137ZM152 201V202H151ZM168 201V200H167ZM173 201V200H172ZM214 201V203H215V200H213ZM15 202V201H14ZM21 202H22V200H21ZM28 202V203H27ZM30 202V203H29ZM51 202V203H50ZM52 202H54V203H52ZM66 202V201H65ZM68 202V201H67ZM82 202V201H81ZM98 202V201H97ZM100 202V201H99ZM111 202V201H110ZM112 202H113V199H112ZM118 202H120L119 200H118ZM125 202V201H124ZM127 202V201H126ZM143 202V201H142ZM145 202V201H144ZM179 202V201H178ZM217 202V201H216ZM225 202V201H224ZM227 202V201H226ZM26 203H27V205H26ZM55 203H57L55 206H54V204ZM84 203H85V200H84ZM114 203H116L115 201H114ZM128 203V202H127ZM134 203V202H133ZM157 203V204H158ZM173 203V202H172ZM176 203V202H175ZM6 204V203H5ZM22 204V203H21ZM20 203H19V205H21ZM31 204V205H30ZM116 204H118V203H116ZM129 204V203H128ZM154 204H156V203H154ZM177 204V203H176ZM205 204V203H204ZM216 204V203H215ZM229 204V203H228ZM9 205H12V204H9ZM36 205V203L34 204V206ZM38 205V204H37ZM40 205V204H39ZM66 205V204H65ZM85 205V204H84ZM110 205V204H109ZM119 205V204H118ZM118 205H115V206H118ZM124 205H125V203H124ZM133 205V204H132ZM167 205V204H166ZM206 205V204H205ZM218 205V204H217ZM223 205V204H222ZM230 205V204H229ZM62 206V205H61ZM112 206L114 207V205L112 204ZM112 206H110V207H112ZM120 206V205H119ZM118 206V207H119ZM127 206V205H126ZM153 206V207H154ZM159 206H160V203H159ZM173 206V205H172ZM191 206V205H190ZM18 207V206H17ZM38 207V206H37ZM54 207V208H53ZM64 207V206H63ZM62 207V208H63ZM85 207V206H84ZM102 207V206H101ZM132 207V206H131ZM134 207V206H133ZM132 207V208H133ZM152 207V206H151ZM154 207V208H155ZM202 207H203V205H202ZM217 207V206H216ZM5 208V207H4ZM27 208H26V210H27ZM36 208V207H35ZM55 208H57V210H60V212H58V211H54V209ZM59 208V209H58ZM94 208V207H93ZM99 208V207H98ZM121 208H122V206H121ZM120 208V209H121ZM125 208H127V207H125ZM182 208V207H181ZM180 208V209H181ZM196 208V207H195ZM200 208V207H199ZM218 208V207H217ZM229 208V207H228ZM227 208V209H228ZM2 209H3V207H2ZM7 209V208H6ZM5 209V210H6ZM10 209V208H9ZM11 209H12V207H11ZM14 209H15V207H14ZM21 209V208H20ZM28 209V210H29ZM37 209V208H36ZM36 209H34V211L36 210ZM117 209V208H116ZM191 209V208H190ZM198 209V208H197ZM252 209V210H251ZM8 210V209H7ZM27 210V211H28ZM92 210V209H91ZM108 210V209H107ZM111 210V209H110ZM123 210V209H122ZM129 210H131L130 208H129ZM154 210V209H153ZM203 210V209H202ZM206 210H207V208H206ZM17 211V210H16ZM16 211H14V210H12V213H11V215L12 214H14V213H16ZM20 211V210H19ZM24 211V210H23ZM40 211V210H39ZM62 211V212H61ZM95 211V210H94ZM109 211V210H108ZM115 212V210H112V213H114ZM133 211V210H132ZM135 211V210H134ZM141 211V210H140ZM156 211V210H155ZM154 211V212H155ZM157 211H159V210H157ZM157 211L155 212L156 214H157ZM159 211V212H160ZM219 211V210H218ZM224 211V210H223ZM7 211H5V213H6ZM21 212V211H20ZM38 211H36V213H37ZM93 212V211H92ZM136 212V211H135ZM139 212V211H138ZM152 212V211H151ZM161 212V213H162ZM8 213H9V210H8ZM17 213H19L18 211H17ZM62 213H64V214H62ZM99 213H100V210H99ZM130 213V212H129ZM133 213V212H132ZM169 212H167L166 214H168ZM174 213H176V212H174ZM173 213V214H174ZM193 213V212H192ZM195 213H196V211H195ZM207 213V212H206ZM22 214V213H21ZM41 214V213H40ZM92 214V213H91ZM105 214V213H104ZM118 214H119V212H118ZM122 214V213H121ZM125 214V213H124ZM155 214V215H156ZM188 214V213H187ZM217 214V213H216ZM219 214V213H218ZM221 214H223V213H220V215ZM243 214V215H242ZM256 214V213H255ZM18 215V214H17ZM28 215V214H27ZM37 215V214H36ZM66 215V214H65ZM103 215V214H102ZM117 215V214H116ZM135 215V214H134ZM162 215V214H161ZM160 215V213L158 214V216H160V218L162 217ZM170 215H171V212H170ZM7 216H9V214L7 215ZM15 216V215H14ZM18 216H20V215H18ZM17 216V217H18ZM23 216V215H22ZM21 216V217H22ZM31 216H32V214H31ZM38 216V215H37ZM68 216V215H67ZM106 216V215H105ZM163 216L165 217V215L163 214ZM224 216V217H223ZM223 216H221V217H223L226 221L227 220H230L229 218L231 217L230 215H229V213H225ZM230 216V217H229ZM249 217H250V215H248ZM253 216V215H252ZM6 217V216H5ZM12 217V216H11ZM20 217V218H21ZM36 217V216H35ZM180 217V216H179ZM220 217V216H219ZM218 217V218H219ZM256 217V216H255ZM10 218V217H9ZM15 218H16V216H15ZM19 218V217H18ZM19 218V219H20ZM27 218V217H26ZM26 218H24V219H26ZM41 218V217H40ZM43 218V217H42ZM41 218V219H42ZM62 218L63 217H61L60 218V220H58L57 219V225H58V229H59V227L62 225H60V223H61V220H62ZM68 218V217H67ZM70 218V217H69ZM92 218V217H91ZM90 218V219H91ZM102 218V217H101ZM139 218V217H138ZM157 218V217H156ZM163 218V217H162ZM159 219V223H161L160 225H162V220L163 219ZM175 218V217H174ZM183 218V217H182ZM189 218V217H188ZM188 218H185L186 220L188 219ZM248 218V217H247ZM7 219V218H6ZM14 219V218H13ZM28 219V218H27ZM36 219V218H35ZM44 219V218H43ZM43 219H42V221H43ZM65 219V218H64ZM63 219V220H64ZM96 219V218H95ZM122 219V218H121ZM127 219V218H126ZM144 219V218H143ZM150 219V221H151V218H149ZM173 219V218H172ZM176 219V218H175ZM174 219V220H175ZM179 219H181V218H179ZM194 219V218H193ZM192 219V220H193ZM245 219V218H244ZM258 219V218H257ZM66 220V219H65ZM106 220V219H105ZM115 220H117V219H115ZM119 220V219H118ZM141 220V219H140ZM166 220H168L167 219V217H166ZM173 220V221H174ZM195 220V219H194ZM256 220V219H255ZM254 220V221H255ZM260 220V219H259ZM262 220V219H261ZM4 221V220H3ZM15 221V220H14ZM22 221V220H21ZM32 221V220H31ZM68 221V220H67ZM71 221V220H70ZM132 221V220H131ZM153 221V220H152ZM196 221V220H195ZM219 221V220H218ZM222 221V220H221ZM253 221V222H254ZM258 221V220H257ZM0 222H1V220H0ZM9 222V221H8ZM34 222V221H33ZM43 222H45V221H43ZM43 222L42 223H40V224H43ZM109 222V221H108ZM124 222V221H123ZM138 222H140V221H138ZM154 222V221H153ZM157 223H158V221H156ZM155 222V223H156ZM164 222V221H163ZM180 221L178 220L177 221V223H179ZM189 222H193V221H188L187 220V223H189ZM224 222V221H223ZM245 222V221H244ZM15 223V222H14ZM19 223V222H18ZM39 223V222H38ZM69 223V222H68ZM97 223V222H96ZM100 223V224H99ZM98 223V227L100 226V225H102V227L100 228V230L99 229H97V230H99V233L98 234H100V235H102V232H104V234H105V237H104V234L101 236L103 239H105L106 237V239H112V237H113V239L112 240H114V241H118V243H119V245H124V244H127L128 243V245H129V241L131 240H134V239H132L133 237H134V232L133 231H119V230H116V226H115V224L113 225V221L110 223V225L111 226H108L109 225V223H106V224H104V223H102L101 224V222H99ZM117 223V222H116ZM133 223V222H132ZM154 223V224H155ZM159 223H158V226H160L159 225ZM167 223H168V221H167ZM264 223V222H263ZM7 224V223H6ZM16 224H17V222H16ZM16 224H14V225H16ZM65 224H67L66 222H65ZM137 224V223H136ZM141 223H139V225H140ZM22 225H24V224H22ZM29 225H31V224H29ZM69 225H71L70 223H69ZM143 225V224H142ZM142 225H140V226H136V228H138V229H136L135 228V230H139V233L140 232H142V231H140V230H143L144 229V226H143V228H142ZM179 225H181L182 226V223H180ZM197 225V224H196ZM248 225V224H247ZM1 226V225H0ZM19 226V225H18ZM17 226V227H18ZM25 226V225H24ZM28 226V225H27ZM63 226H64V224H63ZM68 226V225H67ZM74 226V225H73ZM116 228H115V227ZM125 226V225H124ZM134 226V227H135ZM157 226V227H158ZM178 226V225H177ZM246 226V225H245ZM26 227V226H25ZM29 227V226H28ZM43 227V226H42ZM75 227V226H74ZM74 227H72L71 229H73L72 231H74L75 232V228ZM77 227V226H76ZM132 227V226H131ZM146 227V226H145ZM153 227V226H152ZM163 225L161 226V230L162 229H164L165 227H163ZM12 228V227H11ZM19 228V227H18ZM21 228V227H20ZM27 228V227H26ZM30 229H32L31 230V236L33 237V236H35L36 234H37V230L36 229H34V227H29ZM29 228H27V230L29 229ZM61 228H62V226H61ZM60 228V229H61ZM86 228V227H85ZM142 228V229H141ZM148 228V227H147ZM150 228H151V226H150ZM156 228V227H155ZM159 228V227H158ZM193 228V227H192ZM197 228V227H196ZM5 229V228H4ZM3 229V230H4ZM16 229V228H15ZM29 229V230H30ZM64 229V228H63ZM95 229V228H94ZM146 229V228H145ZM160 229V228H159ZM158 229V230H159ZM168 229V228H167ZM166 228L163 230V231H165V233L167 232L166 230H167ZM203 229V228H202ZM225 229V228H224ZM2 230V231H3ZM9 230V229H8ZM14 230V229H13ZM12 230V231H13ZM20 230L21 229H19V232H20ZM28 230V231H29ZM36 230V231H35ZM151 230V229H150ZM160 230V231H161ZM180 230V229H179ZM191 230V229H190ZM194 230H195V228H194ZM198 230V229H197ZM248 230V229H247ZM260 230V229H259ZM258 230V231H259ZM40 231V230H39ZM78 231V230H77ZM136 231V232H137ZM200 231H201V229H200ZM254 231V230H253ZM4 232V231H3ZM43 232V231H42ZM59 232H60V230H59ZM64 232V231H63ZM249 232V231H248ZM9 233H10V231H9ZM12 233H14V234H16V231H14V232H12ZM60 233H62V231L60 232ZM78 233V232H77ZM138 233V232H137ZM162 233V232H161ZM160 233V234H161ZM164 233V234H165ZM194 233H195V231H194ZM254 233V232H253ZM260 233V232H259ZM11 234V233H10ZM18 234V233H17ZM21 234V233H20ZM42 234V233H41ZM40 234V235H41ZM63 234V233H62ZM71 234H72V232H71ZM70 234V235H71ZM142 234V233H141ZM163 234V237H168V235L166 234V236ZM196 234H197V232H196ZM205 234V233H204ZM213 234V233H212ZM226 234V233H225ZM1 235V234H0ZM7 235V234H6ZM19 235V234H18ZM22 235V234H21ZM20 235V236H21ZM29 235V234H28ZM39 235V234H38ZM69 235V234H68ZM99 235V236H100ZM148 235V234H147ZM162 235V234H161ZM253 235V234H252ZM256 235V234H255ZM260 235V234H259ZM263 235H264V233H263ZM2 236H3V234H2ZM26 236V235H25ZM79 236V235H78ZM78 236H76L75 235V237H77L78 238ZM120 236V237H119ZM141 236H143V235H141ZM160 236V235H159ZM170 236V238H171V235H169ZM191 236V235H190ZM189 236V237H190ZM200 236V235H199ZM202 236V235H201ZM205 236V235H204ZM207 236V235H206ZM205 236V237H206ZM210 236V235H209ZM209 236L208 237H206V239L207 238H209ZM214 236V235H213ZM1 237V236H0ZM18 237V236H17ZM24 237V236H23ZM31 237V238H32ZM36 237H37V235H36ZM36 237H34V238H36ZM40 237V236H39ZM38 237V238H39ZM118 237H119V239H118ZM182 237V236H181ZM185 237V236H184ZM193 237V236H192ZM197 237V236H196ZM204 237V238H205ZM245 237V236H244ZM260 237V236H259ZM18 238H20V237H18ZM31 238H29V240L31 239ZM34 238L32 239V244H31V241H30V243H22V242H20V243H22V244H20L19 246H18V248H16L17 249V251L15 250V253L17 254L18 253V255H16V256H20V258L21 259H23V258H26L25 260H26V262H28V263H32V264H46V261L47 260H44L45 261V263H44V261L42 260V257H43V251H42V248L40 247V245L38 244V245H36L34 242H36L35 240H34ZM65 238V237H64ZM83 238V237H82ZM114 238H117L116 240L114 239ZM143 238H145V235H144V237ZM150 238V237H149ZM183 238V237H182ZM182 238H180L181 239V241L184 239H182ZM195 238V237H194ZM26 239V238H25ZM52 239V238H51ZM72 239H74V238H72ZM85 239V238H84ZM93 239V238H92ZM168 239V238H167ZM188 239V238H187ZM186 239V240H187ZM211 239H213L212 240V242L215 244L216 242V239H214V237H212ZM261 239H262V237H261ZM8 240V239H7ZM39 240V239H38ZM38 240H37V242H38ZM71 240V239H70ZM78 240V239H77ZM142 240H144V239H142ZM148 240V239H147ZM185 240V239H184ZM183 240V241H184ZM191 240V239H190ZM195 240V239H194ZM194 240H192V241H194ZM209 240V239H208ZM215 240V241H214ZM219 240H220V238H219ZM223 240V239H222ZM230 240V239H229ZM257 240H258V237H257ZM4 241V240H3ZM13 241V240H12ZM19 241H21V240H19ZM34 241V242H33ZM55 241H57V240H55ZM60 241V240H59ZM73 241V240H72ZM74 241H76V239L74 240ZM79 241H81L80 239H79ZM79 241H78V243H79ZM165 241V240H164ZM224 241V240H223ZM232 241V240H231ZM245 241V240H244ZM258 241H260V240H258ZM41 241H39V243H40ZM77 242V241H76ZM76 242H75V244H76ZM83 242V241H82ZM88 242H90V241H88ZM99 242V241H98ZM101 242V241H100ZM103 242H104V240H103ZM134 242H135V240H134ZM136 242H138V240L136 241ZM151 242H152V239H151ZM168 242V241H167ZM171 242V241H170ZM191 242V241H190ZM189 242V243H190ZM201 242V241H200ZM43 243V242H42ZM42 243H40L41 245H42ZM59 243V242H58ZM84 243H85V241H84ZM92 243V242H91ZM107 243V242H106ZM109 243V242H108ZM187 244H188V242H186ZM193 243V242H192ZM195 243V242H194ZM205 243H207V240H206V242ZM208 243H209V241H208ZM220 243V242H219ZM259 243V242H258ZM7 244V243H6ZM9 244V243H8ZM17 244V243H16ZM72 244V243H71ZM75 244H72L73 245V248L75 247L74 245ZM99 245H100V243H98ZM131 244H132V242H131ZM134 244V243H133ZM132 244V245H133ZM145 244V243H144ZM210 244H211V241H210ZM218 244V243H217ZM217 244H216V246H217ZM224 244V243H223ZM228 244V243H227ZM261 244V243H260ZM263 244V243H262ZM4 245V244H3ZM2 245V246H3ZM59 245H60V243H59ZM64 245V244H63ZM66 245V244H65ZM77 245V244H76ZM79 245V244H78ZM89 245V244H88ZM104 245V243H102V246ZM190 245V247H191V244H189ZM226 245V244H225ZM231 245V244H230ZM1 246V245H0ZM13 246V245H12ZM70 246V245H69ZM83 246H84V244H83ZM82 246V247H83ZM86 246V245H85ZM93 246V245H92ZM136 246V245H135ZM151 246H152V243H151ZM183 246V245H182ZM194 246H197V244L196 245H194ZM199 246V245H198ZM203 246V245H202ZM207 246V245H206ZM212 246H213V244H212ZM211 246V247H212ZM215 246V247H216ZM261 246H263V245H261ZM4 247H6V246H4ZM43 247V246H42ZM47 247L49 248V246L47 245ZM55 247H56V245H55ZM72 247V246H71ZM70 247V248H71ZM159 247V246H158ZM193 247V246H192ZM209 247H210V245H209ZM211 247L209 248V249H211ZM259 247V246H258ZM63 248V247H62ZM72 248V249H73ZM77 247H75V249H76ZM116 248V247H115ZM183 248V247H182ZM195 248V247H194ZM199 249H200V246L198 247ZM198 248H197V250H198ZM202 248V247H201ZM217 248V247H216ZM222 248V247H221ZM233 248H234V246H233ZM260 248H262V247H260ZM59 249V248H58ZM87 249V248H86ZM101 249V248H100ZM133 249V248H132ZM152 249V248H151ZM155 249V248H154ZM160 250H161V248H159ZM185 249V248H184ZM203 249V248H202ZM219 249V248H218ZM223 249V248H222ZM228 249V248H227ZM231 249V248H230ZM263 250H264V248H262ZM2 250V249H1ZM5 250V249H4ZM9 250V249H8ZM49 250V249H48ZM47 250V251H48ZM85 250V249H84ZM83 250V251H84ZM96 250V249H95ZM136 251H138V256H139V259L138 260H140L139 261V263L138 264H140V262H141V264H156L158 261H155V259H156V257L154 258V256L155 255H153L154 253H152L151 252V250H150V248H145V246L143 245V247H139V246H137V248L135 249ZM189 250V249H188ZM192 250V249H191ZM196 250V248H195V250H194V253H195V251L196 252H198ZM208 250V249H207ZM207 250H206V252H207ZM213 250V249H212ZM229 250V249H228ZM249 250V249H248ZM60 251H62V250H60ZM75 251V250H74ZM77 251V250H76ZM157 251H158V248H157ZM186 251V250H185ZM184 251V252H185ZM193 251V250H192ZM234 251V250H233ZM53 252H54V250H53ZM85 252V251H84ZM98 252V251H97ZM155 252V251H154ZM160 252V251H159ZM189 252V251H188ZM200 252V251H199ZM205 252V253H206ZM213 252H214V250L212 251V254H213ZM220 252V251H219ZM227 252V251H226ZM232 252V251H231ZM261 252H262V250H261ZM12 253H14V252H12ZM60 252H58V254H59ZM62 253V252H61ZM86 253H88V250H87V252ZM161 253H162V250H161ZM191 253V252H190ZM193 253V252H192ZM217 253V252H216ZM215 253V254H216ZM228 253V252H227ZM241 253V252H240ZM54 254V253H53ZM67 254V253H66ZM81 254V253H80ZM89 254H91V253H89ZM99 254V253H98ZM103 254V253H102ZM136 254V253H135ZM158 254V253H157ZM189 254V253H188ZM198 254H200V253H198ZM232 254V253H231ZM239 254V253H238ZM13 255V254H12ZM55 255V254H54ZM77 255V254H76ZM137 255H136V257H137ZM162 255V254H161ZM211 255V254H210ZM217 255V254H216ZM215 255V256H216ZM219 255V254H218ZM251 255V254H250ZM47 256V255H46ZM49 256V255H48ZM47 256V257H48ZM83 256V255H82ZM91 256H92V254H91ZM121 256V255H120ZM194 256V255H193ZM201 256V255H200ZM207 256V255H206ZM57 257V256H56ZM76 257V256H75ZM110 257V256H109ZM185 257V256H184ZM196 257V256H195ZM212 257V256H211ZM233 257H234V255H233ZM83 259H84V256L82 257ZM87 258H89V257H87ZM115 258H117V257H115ZM186 258V257H185ZM188 258V257H187ZM202 258H203V256H202ZM215 258V257H214ZM213 258V259H214ZM15 259H16V257H15ZM20 259V260H21ZM66 259V258H65ZM75 259V258H74ZM86 259V258H85ZM85 259H84V261H85ZM90 259V258H89ZM92 259V258H91ZM97 259V258H96ZM204 259V258H203ZM205 259H208V258H205ZM211 259V258H210ZM238 259V258H237ZM19 260V261H20ZM25 260H24V262L23 263H25ZM55 260H57V259H55ZM59 260V259H58ZM76 260V259H75ZM82 260V259H81ZM105 260V259H104ZM104 260H102L103 262H104ZM209 260V259H208ZM227 260V259H226ZM233 260V259H232ZM240 260V259H239ZM2 261V260H1ZM19 261H17V262H19ZM60 261V260H59ZM83 261V262H84ZM89 261V260H88ZM101 261V260H100ZM102 261H101V264H103L102 263ZM182 261V260H181ZM187 261V260H186ZM186 261L185 262H182L183 264H188V263H186ZM14 262H16V260L14 261ZM16 262V263H17ZM58 264H62V262L60 261V262H58V261H56ZM73 262V261H72ZM112 262H114V261H112ZM121 262V261H120ZM134 262V261H133ZM138 262V261H137ZM136 262V263H137ZM156 262V263H155ZM213 262H215V261H213ZM246 262V261H245ZM22 262H21V264H23ZM27 263V264H28ZM47 263H48V261H47ZM56 263V264H57ZM100 263V262H99ZM111 263V262H110ZM116 262H114V264H115ZM119 263V262H118ZM117 263V264H118ZM159 263V262H158ZM201 263V262H200ZM207 263V262H206ZM236 263V262H235ZM1 264V263H0ZM18 264H20V263H18ZM26 264V263H25ZM96 264H98V263H96ZM104 264H106V263H104ZM112 264V263H111ZM120 264H123V263H120ZM203 264V263H202ZM205 264V263H204ZM209 264H213L211 261H210V263ZM238 264V263H237ZM240 264V263H239Z\"/></svg>","mask_w":264,"mask_h":264}]
</instances>
